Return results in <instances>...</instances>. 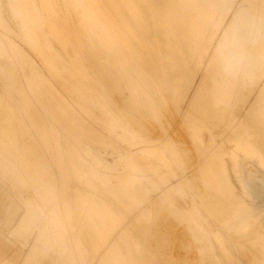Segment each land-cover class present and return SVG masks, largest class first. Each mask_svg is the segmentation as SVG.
<instances>
[{
    "label": "rangeland",
    "instance_id": "rangeland-1",
    "mask_svg": "<svg viewBox=\"0 0 264 264\" xmlns=\"http://www.w3.org/2000/svg\"><path fill=\"white\" fill-rule=\"evenodd\" d=\"M0 1H1L0 2L1 8L5 7L4 9L7 11V14H5L6 12L5 13L3 12L4 9H2L3 10L2 11L0 8V39L2 40L3 43H5L4 46H1V44H0V58L5 59V60L0 59V61L2 63V64L0 63V83H1V85L3 84L2 85L3 87H1V85H0V108H1L0 109V126L2 128V129H0V146H3L4 149H6L5 147L7 145L10 147V148L7 147V150L3 149L5 155H0V165L2 162V165H4L6 168L5 172L0 171V186H1V189H2V192L4 195L2 200H4L5 202L6 201L11 202V208H10L11 209L10 210L11 215L10 216H11L12 221H11L10 230L8 232V234H10L8 237V243L11 244L12 248L17 250V254H18V258H17L16 263H11V264H29V263L30 264H38L39 262L41 263V261L43 259L45 260V262L43 260V262H44L43 264H46L47 262L51 261V259H52V258H50L51 256H53L54 258L52 259V262L48 263V264H66V262H67V264H72V256H75L78 259H82L80 257H83L82 261H84V264H105V263L106 264L107 263L108 264H128V263L129 264H137L139 261L137 256H139V258L142 257V258H140L141 262L139 261L140 264H155L157 261H160V262H157L158 264H230V263L231 264H240V263H242L243 258L245 256L250 255V257L249 256L248 257L251 258V256L253 254H257V255H254L255 256V257H253L254 259L251 258V259H253V263L258 261L256 264H262L264 262V259H263L264 258V227H263V225H264V223H263V221H264V216H263L264 215V157L262 156V155H264L263 154L264 153V151H263V149H264V138L263 137L264 136L262 135V137H260L261 136L260 135L258 137L259 134L264 133V129H263L264 127L260 128L262 125L264 126V105L262 104V99L264 100V87H263L264 86L263 85L264 84L263 83L264 82V72H262V71H264V68H263L264 67V63H263L264 61L256 64L257 67L255 66L257 69L261 68L259 70L263 73V75H262L263 78L261 77V81L259 83L256 82V79L258 78L257 76H260L261 73L257 69L254 68V72L257 71V73H255L256 76L254 75L251 80H247L248 82H246L245 85L239 87L238 92L236 91L235 95L233 94L234 95V96H232L233 98H231L227 95H221L218 92H216V90L221 85L220 75L219 76H217V75L213 76L211 79H209L210 84H208V81H206L207 83H205V85L206 84H207V86L212 85V87L204 88L202 90V92H203L202 95L204 96V98H203V96L200 97V95L202 93L201 92L200 95L198 96L200 99L197 98V101L199 103L204 102L207 107L212 108L211 112H213L212 113L213 115L210 113L211 115L209 114L208 116L204 117L202 114L201 116H203V117H201L202 118L201 119L199 116L200 115V113H199L196 116L194 115L195 119H193L191 117L193 115H191V116L188 115L189 111L187 110V108L185 106L188 105L187 103L192 98L194 90L197 87L196 83L198 82V80H197L198 78H195L193 80V82L191 83L192 88L190 87L189 92H187L185 90L186 88H184V87L182 88L181 86H179L180 82L181 83L183 82L181 80L182 79L181 77H174V78H171V80H166V81L170 82V84H169V82H166V81L162 82L163 80L166 79L164 76H163V80H162L161 79L162 76L159 77V79H158L157 74H155V73L152 74L154 67L157 69V72H158V69H161V66H162V63L160 64V62L161 61H170L169 60L170 59V57H169L170 53L174 54L178 49L174 45H170V46L166 45V46H164V49L166 48L165 49L167 51L166 56L168 58L160 56L161 58L158 57L156 59L157 61L153 60L154 58H156V55H154L153 53H156V51H160V49L157 47V45L155 46L154 43H151L154 40V38L153 37L149 38V43L151 45L150 44L148 45V44L144 43L146 41L145 40L143 41V38L142 37L140 38V35H139V34H142V32L144 33V31H145L144 29L146 28L145 24L151 23V20H152L149 14H152L153 6L152 5L149 6V4H146L145 0H141V2H140V0H127V1H125L126 3L124 2V4H123V0H121V1L120 0H116V1L105 0V3L107 2L106 6L108 7V5H109L111 11L109 10V7H108V9L106 8V10H105L106 6H103L105 3H101V1L104 2V0H82L81 2L79 0H68V1L67 0H64V1L63 0H58V1L57 0H3L4 2L2 0H0ZM134 1H137V3H135ZM196 1L197 0H176L174 7H175L176 11H178V13H182V11H183L182 9L186 8L187 15L189 17L190 16L194 17V19H195V21H192L191 24H194L196 26H201V24H202L201 18H200L201 16H200L199 11L197 9V6H196L197 2ZM32 2L33 3L36 2V4L34 3L36 5V7L33 5ZM63 3H65V4H63ZM100 3L102 4V6ZM113 3H115L116 6H114ZM138 3H141V4H138ZM142 3L143 4L145 3L147 5V7L144 8L145 6L142 5ZM126 4L132 5L133 7L135 6V8H136L135 12L134 11L131 12L130 9L126 8V6H125ZM2 5H3V7H2ZM141 5L143 6L142 7L143 9H141V7H140ZM85 6H86V8H85ZM92 6H93V8H92ZM34 7L37 10H35ZM100 7H103V8H100ZM120 7H122V9H123L122 12H121L122 9ZM147 8H149V9H147ZM86 9H88V10H86ZM93 9H95V10H93ZM15 10L17 12H15ZM18 10H19V12H18ZM76 11H77V13H76ZM81 12H83V13H81ZM101 12H102V14H101ZM125 12L129 13V18H130L129 20L132 21V25H133L132 26L129 23L131 21H129L127 19L128 25H126L125 27L122 26L123 27L122 30H125V32L127 33V35L125 33L126 41L124 43L116 44V45L108 48L104 44V41L102 40L106 36V32H105L106 26H105L104 20H106L108 17H110L114 20L116 18L115 24H119V23H117V22H119L118 21L119 17L122 16ZM3 13H4V15H3ZM115 13H116V15H115ZM8 14L10 16V17H8L9 19L8 18H7L8 20L4 19L7 17L6 15H8ZM145 15H146V17H145ZM83 16L84 17L86 16L85 18H88V19H85ZM93 17H95V18H93ZM11 18H13V19H11ZM146 19H148L150 21H148ZM61 20H62V22H61ZM144 20H145V23H144ZM95 21H97V23H95ZM99 21H101L102 24ZM16 23H18V24H16ZM87 23H89V24H87ZM8 24H9V26H8ZM141 25H142V27H141ZM103 26H105V27H103ZM129 26H130V29H132V30L129 29ZM133 27H135L136 30H134L135 28H133ZM138 27L142 28V29L140 28L141 31H140V29H138ZM15 28L18 29L17 30L18 34L16 33ZM24 31H25V33H24ZM136 31L140 32V33H137ZM90 32H91V34H90ZM150 33L151 32L148 30L147 34H150ZM26 34H28V35H26ZM137 34L139 35L140 40H138ZM18 35H19V37H18ZM54 36H57V37H54ZM127 36H129V37H127ZM5 37H6V39H5ZM22 37H24V38H22ZM92 37L94 38V40L92 39ZM133 37H134V39H133ZM57 38L59 40L61 39L62 41L60 40V42H59V40ZM22 39H23V41H22ZM48 40H49V42H47ZM130 40L131 41L133 40L134 42H130ZM135 40H137L138 42L137 41L135 42ZM7 41L13 42V44L16 45L18 49H20L21 58L18 60V62H17L18 64L15 65L16 68L14 67V65H12V63H10V61L7 60V55L9 54L7 44H6ZM141 41H143V42H141ZM24 43H26V44H24ZM89 43H91L92 46ZM125 43L128 46H126ZM127 43H129V44H127ZM133 43H135V44H133ZM137 43H138V45H137L138 48L135 46ZM139 43L140 44L143 43L141 47H140ZM55 44H57V46ZM64 45H65V47H64ZM87 45H88V47H87ZM130 45L132 47L135 46L134 47L135 50H136V48L138 50L135 51L134 48L132 49V47ZM144 45H146V47ZM56 47H57V49H56ZM71 47H72V49H71ZM142 47H143V49H142ZM144 47H145V49H144ZM122 48H124V49H122ZM139 48H140V50H139ZM213 49H215V47H213ZM147 50H149L148 53H146ZM150 50H152V51H150ZM85 51H86V53H85L86 56L84 54ZM130 52L135 56L134 58ZM137 52L140 53V55L138 54L140 57L137 56V54H136ZM142 53H145L144 55H148V54L151 55L150 58L151 59L153 58L152 59L153 61L151 59H149V61H146V60H148V58H147V56H144ZM108 54L109 55L112 54L111 55L112 57L109 56ZM4 55H5V57H4ZM149 55H148V57H149ZM76 56H78V57H76ZM87 56H90L91 60L89 58H87ZM143 56L146 58H144ZM67 58H68V60H67ZM140 58H141V60H140ZM142 58L146 59V60L144 61V60H142ZM88 59H89V61L94 60V62L91 63V62L87 61ZM133 59H136L137 62ZM158 59H160V60H158ZM106 61H107V63H109V65L106 63ZM125 61H128V62H126L127 64H124ZM154 61H156V63ZM96 62L99 63V65L100 64L102 65V69L99 68V67H101V65L99 66L97 64H94ZM140 62L141 63H144V62L148 63L149 62L148 63L149 66H146V63L142 64L143 66L145 65L147 67V70L144 69L142 66L140 67V65H139ZM150 62H151V64H150ZM3 63H5V65L7 63V65L5 66ZM88 63H91V64H88ZM157 65H158V67H157ZM159 65H161V66H159ZM260 65H261V67H260ZM8 66H9V68H8ZM149 67L150 68L152 67L151 68L152 70H150ZM92 68L93 69L96 68V71L94 70L96 73L93 71ZM97 69H98V71H97ZM17 70H18V72H17ZM28 70H29V72H28ZM98 72H100L101 74L103 73L102 75H104V76H99ZM121 72H122V74H121ZM149 72H152L151 75ZM15 74H17V75H15ZM27 74H30V76H29L28 81H25L27 84L25 83L23 88H25L26 90H24L25 92L22 91V94L28 93L30 96V99H32V102L34 104H35V102L37 103L36 105H37L39 111H41V113H44L45 123H46L45 128H42L43 127L42 124L44 122L41 123L42 122L41 114L39 111H37L38 110L37 107L33 106L34 104L29 107L30 111L28 110L29 112H27V113H31V114H27L25 112L24 106L21 103L22 99L20 97L19 92H17L18 90L16 89L17 82H15V84H12L13 82H11V81H14L16 78H18V79H16L15 81H19V78L22 79L23 75H27ZM105 74H107V75H105ZM84 75L87 76L89 80L96 82L99 90L102 89L100 91L99 96H97V97L92 96L93 97L92 100L94 101L95 104H91L88 101L87 98L89 96V94H88L89 92H87L84 89V87L81 85V80H84V77H85ZM15 76H17V77L15 78ZM156 76H157V79H155ZM77 77H78V79H77ZM102 77L108 78V79H104V80H105V82H106V80H109V81H107L106 83L104 82V83L108 84V82L111 81L110 83L115 85L114 88H113V86H111L112 84H110V83H109L110 85H104ZM215 77L217 79H215ZM254 77H255V83L256 84L254 83ZM99 78H101L102 81ZM136 78H137V80L141 79L140 80L141 82L138 81V83H137ZM6 81L7 82L9 81V83H10L7 90L4 86L5 85L4 83ZM149 81H150V83H149ZM153 81L154 82L157 81V82L154 83ZM250 81H251V83H250ZM159 82H161V83L159 84ZM20 83H21V81H20ZM23 83H24V80H23ZM150 84L152 85V87L147 88V87L151 86ZM157 84H159L160 87H159V85L157 86ZM166 84H169V85H166ZM176 84L179 87L176 86ZM30 85H32V86H30ZM163 85H165V86H163ZM104 86H107V87H104ZM122 86H124V87L122 88ZM161 86H163L162 88L165 90V93L164 92L163 93L167 95V96L165 95L166 96L165 99L163 97V93H161L163 90V89H161ZM167 86H168V89H167ZM169 86H170V89H169ZM246 86H247V89H246ZM116 87H117V89H116ZM242 87L245 89H243ZM104 88H107V89L109 88V90L104 89ZM110 88H111V90L113 89V90H117V91H115V92L111 91ZM120 88L123 89L124 91L121 90ZM129 88L132 91H129L130 90ZM144 88L146 90L149 89V92H148L149 95L147 94V92ZM159 88L161 91L159 90ZM240 88L243 90H241ZM8 89H10V90L8 91ZM118 89H119V91L120 90L121 91L119 92ZM211 89H213V92ZM250 89H255V90H252V91H254V92H252V91H250ZM76 90L79 92H77ZM105 90L107 91L108 94L106 93ZM167 90H168V92H167ZM11 91H13V93ZM14 91H15L17 96H15ZM109 91H111V92H109ZM122 91L124 93L126 92L125 93V96L127 95L126 97H124V93ZM116 92H119L120 95ZM128 92L130 95L128 94ZM204 92H207V93H204ZM114 93L116 94L115 96H117V94H118V96L115 97ZM121 93H123V94H121ZM241 93H242V95H241ZM109 94H111L112 96H110ZM134 94L136 95V98H135ZM151 94H153L154 97L156 96L157 100H154L153 96H152L153 98H151ZM180 94H182V95L184 94V95L182 96ZM107 95L110 97L114 96L115 98H112L110 100V99H108ZM240 95H241V97H240ZM23 96H25V95H23ZM120 96L124 97L122 99H124L123 102H125V103H123L120 100V98H121ZM129 96L131 97V99H127ZM158 96H159V98L161 97L160 100L158 99ZM171 96L173 97V99H169V98H171ZM180 96H182L183 98ZM222 96H224V97H222ZM226 96H227V98H226ZM89 97H91V96H89ZM138 97H140V98H138ZM156 97H155V99H156ZM207 97H209V99H211V101H209ZM3 98L6 100H3ZM19 98H20V100H18ZM166 98L168 100H166ZM107 99L110 100L111 102L107 101ZM151 99H153V100H151ZM182 99H183L184 103H183ZM228 99H230V100H228ZM237 99L238 100L241 99V100L238 102ZM95 100H97V101L95 102ZM112 100H113V102H112ZM114 100H116L115 101L116 108L114 107L115 106ZM125 100L133 101L132 103H134V104H131L133 107L130 105L131 101L129 102V101H125ZM137 100H138V102H137ZM170 100L173 102H171ZM180 100H181V102H180ZM140 101H141V103H140ZM153 101H155V102L157 101L156 103H158V104H156ZM216 101H219V103H215ZM236 101L238 104L236 103ZM108 102H109V104H108ZM167 102H168V104H167ZM175 102L177 104L181 103L183 105L180 108L181 104L176 105ZM116 103L120 104L121 106H119ZM153 103L156 105H154ZM173 103L175 105V106L174 105L173 106L175 108H177V109H175V111H174V108L172 106ZM185 103H186V105H185ZM127 104H128V107L130 105V107H132V108H136V107H134V105L135 106L140 105V107H142V108L137 106V109L139 108L138 110H140L138 112L142 111L141 112L142 115L144 113H147V115L149 116V114H150L149 118L147 117L146 114H144V116H141L140 113L135 112L136 109H132V111H131V108L129 110H125V109H127L126 108ZM224 104L226 105V107H224L225 106ZM92 105H94V106H92ZM109 105H113V107L112 106L110 107ZM117 105L120 108L119 107L117 108ZM157 105L159 107H157ZM162 105H163V107H162ZM164 105H166L165 106L166 109L169 107L168 111H165L166 109H164L165 108ZM154 106H155V108L157 107L158 109L159 108L160 109L158 110L156 108V110H155L153 108ZM236 106H239V107L236 108ZM144 107H145V109L149 108V111L148 110L146 111L145 109H143ZM227 107H229V108H227ZM14 108H15V112H14ZM114 108H115L116 112L113 110ZM121 108H123V109H121ZM238 108H240V111L238 110ZM255 108H256V110H255ZM32 110H35V112L37 114L35 115V112L34 111L32 112ZM144 110H145V112H144ZM176 110L178 111V114L174 115V113L175 114L177 113ZM214 110L218 111V113H217L218 116L224 115L223 118L221 117L222 119H219L220 116L218 117L216 114H215V116H216L215 117L214 113H216V112ZM237 110L239 112H237ZM222 112H224V113L220 114ZM233 112H235V114ZM254 112L256 113V115L254 114ZM103 113H105V114H103ZM129 113H130V118H128ZM135 113H138L139 116H137V114H135ZM171 113H173L172 116H171ZM32 114H34V115H32ZM131 114L132 115L134 114V115L131 116ZM181 114H183V115H181ZM37 115H38V119L36 118ZM154 115L155 116L158 115V117H159V119H156L157 118V116H156V118H155L156 120H154L155 122L153 120H151ZM251 115H254L255 117L252 116V118H251L250 117ZM163 116L166 120H167V118H170V117L171 118L166 121L165 119H161V118H163ZM175 116H176V119H175ZM182 116H184V117H182ZM197 116L199 117V119ZM209 116L210 117L212 116L211 119L214 116V119H212L213 121L211 119H209V121L206 120V117H207V119L210 118ZM245 116H247V117L249 116L250 118L248 117V119H247ZM259 116L263 117V118H260ZM24 117H26V118H24ZM120 117H121V119H120ZM217 117H218L219 121L221 120V121L226 122V123L222 122L223 125H220L221 121L218 122V120L215 119ZM7 118H9V119H7ZM20 118H23V120ZM28 118H29V120H27ZM39 118H41V119H39ZM146 118L148 119V120H146L147 122L150 120L148 122V124L144 120ZM184 118H186V119H184ZM187 118L189 120L191 118L190 121H192V120H194V121L190 122ZM243 118H244V120H247V121H244ZM131 119L135 120L136 122L131 121ZM141 119L143 120L142 121L143 123L141 122ZM173 119L175 121H173ZM181 119H183V120H181ZM13 120H14V122H13ZM26 120L29 122H27ZM120 120H123V121H120ZM170 120L173 122H169ZM184 120H186V121H184ZM204 120H205V123H204ZM214 120L217 121V124L213 123V122H215ZM259 120H261L260 121L261 126H259L260 123H258L259 124L258 125L256 122V121L259 122ZM20 121L23 123L24 126L22 125V123ZM36 121L38 123L35 124ZM158 121L159 122L161 121V124ZM210 121H211V123L209 124ZM122 122H125V123H122ZM144 122H145V124H144ZM156 122H158L159 124ZM165 122H167V124ZM248 122L253 123V125H251ZM254 122L256 123V125H258V127L256 125H254L255 124ZM149 123H151V125ZM173 123H175V125ZM203 123H204V126L202 125ZM206 123L209 126L210 125L213 126L214 124L215 125L212 128L211 126L209 127L208 125H206ZM212 123H213V125H212ZM18 124H19L20 128H19ZM177 124H179V125L177 126ZM198 124H200V125H198ZM225 124H228L226 126L227 128L224 127ZM240 124H242L241 125L242 127L240 126ZM39 125L41 126L42 129L39 127ZM122 125H123V127H122ZM216 125L217 126L219 125V127H218L219 129L216 127ZM12 126L14 128H16V126H18L17 128L20 129V130L18 129L19 130L18 132L20 135H23V136H21L23 138L25 135L27 136L26 133L29 134L24 139H26L28 142L30 141L31 144L33 142V145H34L33 147H35L34 148L35 153L37 152L38 149H42V150H40V152H38L39 156L36 153L38 157L36 156V154H35V156L33 155V156H30L29 158H28V156H25L23 154L25 156V157H23L22 153H21V155L19 153V150H20L19 147H13V146H12L13 148L11 147V145L9 143H11L13 141V136H15L14 133L11 132V129L13 128ZM138 126L141 129H139ZM151 126H153V127H151ZM155 126L161 127V128H159L160 131L158 130V128L156 129ZM164 126H165V128H164ZM173 126H175V127H173ZM220 126H222L223 129H222V127L220 128ZM234 126H235V128H234ZM251 126H253V127H251ZM154 127H155L157 132L159 131L158 133H161V131H163L162 133H164L163 134L164 136L162 135V133H161V135L163 137L158 135L157 132L153 130ZM214 127H215V129H214ZM30 128L35 129V130L32 129L34 132L32 130H30ZM162 128H164V129H162ZM255 128H256V130L258 129L260 131H256ZM26 129H27V131H25ZM36 129H38V130H36ZM136 129H138L139 131ZM142 129H143V131H142ZM188 129L190 130V133H188ZM212 129H213V131H212ZM252 129H254V132L255 131L256 132L254 133ZM40 130H41V132H40ZM192 130H194L195 132ZM234 130H240V131H234ZM21 131H23L24 133ZM137 131L142 136H139V133ZM140 131H142L143 134L144 133L145 134L144 135L141 134ZM146 131L147 132L149 131L151 134L150 133L146 134ZM43 132H45V133H43ZM233 132H237V133H233ZM186 133L189 135H187ZM12 134H13V136H12ZM137 134H138V136H137ZM184 134H185V136H184ZM255 134L257 135L259 140H262L261 142H263V149H261L262 146L259 149L260 143H258L259 146L256 145L259 140ZM146 135L148 138L146 137ZM1 136L3 137L2 139H5L4 140L5 142L3 140H1ZM149 136H151V137H149ZM157 136H158V139H157ZM159 136L162 137L161 140L159 139L160 138ZM183 136H184V138H183ZM188 136H189V138H191V136H193V137L191 139H189ZM145 138H147V139H145ZM193 138H197V139H193ZM60 139H61V142H60ZM167 139H168V141H167ZM248 139H250V140H248ZM251 139L254 142L256 140H258V141L255 142L256 143L255 144ZM7 140H8L7 145H5V146L1 145V143L5 144L7 142ZM10 140H11V142H9ZM187 140H191L192 142L190 143ZM212 141H214L213 144H212ZM155 142H158V143H155ZM61 143L63 145H61ZM147 143H149V145H152L153 147L151 146L150 148H148L147 149V150H149L148 152L142 153L141 148L144 144H147ZM192 143H195V145ZM190 144H192L193 147ZM161 145H162V147H161ZM261 145H262V143H261ZM62 146H64V147H62ZM172 146H174V147H172ZM14 148H17L18 152H16V149L14 151ZM175 148L177 150H175ZM193 148H197V149H193ZM10 149L13 151H10ZM63 149H64V152H63ZM190 149H191V151H190ZM133 150H135V151H133ZM179 150H182V151H179ZM183 150H185V152H189V153H184ZM195 150L197 151V153L199 155H197V153H195L196 152ZM9 151L11 153H7ZM13 152H16L18 154H16L14 156V155H12ZM150 152H151V154H149ZM170 152H172V153H170ZM176 152H177V154H176ZM40 153H42V155L44 153V155H43L44 157L41 156ZM8 154H10V155H8ZM64 154H66V155H64ZM169 154L171 155V157ZM45 155H46V157H45ZM40 156H41V158H40ZM166 156H168V157H166ZM96 157L100 160V162L98 163L99 165H96V164L93 165V163L91 162ZM211 158H212V160H208ZM188 159H191V160L189 161ZM32 160H35L34 161L35 163L32 162ZM43 160H44V162L41 164V162ZM65 160H67L66 161L67 164L64 163ZM37 161H40V162H37ZM120 161H122V162H120ZM24 162L29 163V165L25 164V166H24ZM21 163H23V164H21ZM83 163H85V165ZM43 164L45 165L44 167H43ZM49 165H52V166H49ZM23 166L26 168H23ZM53 166L55 167L54 173L52 171ZM212 166H214V167H212ZM15 167H19L23 173H25V170H26L27 174L30 172L31 174L29 173V175L31 178L29 177V179H31V181H32V179L36 178L37 179V180H35L36 183L32 184L31 182L30 183L28 182V185L26 187L18 186L17 183H15L16 180L13 177H11V175H12L11 173L13 172ZM54 167H53V169H54ZM103 168H105L106 170ZM46 169H48V170H46ZM102 169L104 171H102ZM196 169H197V171H195ZM224 169H226V170H224ZM107 170L111 171V172H108ZM34 171H35V173H33ZM42 173L45 175H43ZM50 173H51V177L47 178L50 176ZM179 173H181V174H179ZM196 174H198V175H196ZM221 174H223V175H221ZM224 174H226V175H224ZM217 175H218V177H217ZM92 176H94L96 178H94V177L92 178ZM57 177H59V178H57ZM71 177H72V180H71ZM194 177H196L195 179L197 181L194 179ZM128 178L131 179V181L129 183H127L128 180H130ZM189 178H190V180H189ZM243 179L247 182V185H245L243 183ZM249 179H251V180H249ZM76 180H77V182H76ZM104 180H105V182H104ZM42 181H44V182H42ZM119 181H122L125 183L121 186L119 184ZM194 181H195V183H194ZM144 182H145V184H144ZM197 182L200 184H198ZM136 183L138 186L137 188H136ZM177 183H179V184L181 183L180 184L181 186L179 185V187H178L179 189L174 187V184H177ZM192 183H193V185H191ZM201 183H203V184H201ZM196 184L199 187H202V185H204L203 188H200V190H199L200 191L199 195L201 194V196H202V197L200 196L201 199L197 197L198 192H196V191H198L197 188L199 189V187H196ZM220 184H221V186H224L226 188H224V187H223L224 189L220 188L221 187ZM43 185L45 186V190H44ZM52 186H53V188H52ZM193 186L196 187L195 188L196 190L194 189ZM244 186H245V188H244ZM109 188H111V189H109ZM139 188H140V190H139ZM79 190L80 191L82 190L81 191L82 193H80ZM135 190L137 192L139 191L140 193L139 192L136 193ZM202 190L203 191L205 190L204 192H206V190H207L208 192L204 193V192H202ZM222 190L223 191L225 190L226 194H223ZM35 191H36V193H35ZM90 191H91V193H89ZM212 191H214V192L211 194ZM131 193H133V194H131ZM143 193L145 194V196ZM190 193H191V195H190ZM196 193H197V195H196ZM214 193L215 194L217 193V194L215 195ZM123 194L126 196H124ZM138 194H140V195H138ZM184 194H186V195H184ZM208 194H209V196L211 195L210 199L213 202V203L211 202V204L209 203L211 201L210 199L208 202V198H207V197H209ZM51 195H53V196L51 197ZM104 195H106V196H104ZM224 195L225 196L228 195L226 198H231L232 200L227 199L224 201V199H223V198H225ZM142 196H144V197H142ZM149 196H150V198H149ZM221 196H223L222 199H221ZM104 197H108V198H104ZM53 198L55 201L53 200ZM212 198L214 199V201ZM94 200H96V201H94ZM108 200L110 203L108 202ZM149 201L152 203V205ZM168 202H172V204L175 207L173 205H171V203H168ZM53 204L56 206V208ZM33 206H43L48 211V213L51 214L52 219L51 218L49 219V226H47V227L43 226V220H41V218H38L35 216V214H36L35 209L31 208ZM151 206H153V208H151ZM156 206L157 207L160 206L159 209ZM166 206L168 208L172 209V211H174V212L176 211L177 213L175 212V214H174V212H172L169 209L171 211V213L174 215V217H178V218H174L172 214H169L167 212L168 208ZM203 206H205V207H203ZM117 207H119V208H117ZM239 207H241V209ZM54 208H55V210H54ZM82 208H83V210H82ZM129 208H130V210H129ZM162 208L164 209V211ZM205 208L206 209L209 208V210L207 209L208 210L207 211ZM213 208L216 210H213ZM257 208H259V210ZM56 209H57V211H56ZM75 209L77 210L76 212H75ZM161 209H162V213L160 215L159 210H161ZM173 209H175V210H173ZM210 210H213L215 215L217 214L216 216H218V217L221 214V217H219L220 220L223 218V216H225V217L220 221L219 219L215 218V215L212 214L211 213L212 211L210 212ZM223 210H228V211H223ZM206 211L209 213H207ZM52 212L55 214L52 215ZM87 212H88V215H87ZM164 212H165V214H164ZM166 212L168 214V217H167ZM56 213L59 215H57ZM76 213L77 214L80 213V214L77 215ZM244 213H245V215H244ZM208 214H211L212 217H211V215H208ZM250 214H251V216L253 214V216H252L253 218L250 216ZM164 215H165V218H164ZM243 216H246V217H243ZM57 218H58V220H57ZM74 218H75V220H74ZM179 218H181V219H179ZM238 218H240L239 221H237ZM259 218H261V219H259ZM174 219H175V221H173ZM54 220H55V223H54ZM177 220H180L181 222L177 221ZM214 220H215V223H214ZM140 221L143 225L145 224L144 225L145 227L142 228L143 225L142 224L140 225ZM150 221H151V224H149ZM233 221H234V224H232ZM56 222L60 223V224H58L59 226L56 225L57 224ZM100 222H101V224H100ZM183 223H185V224H183ZM260 223L262 225H260ZM90 224H91V226H90ZM99 224H100V226H99ZM226 224L227 225L230 224V226H227ZM147 225H148V228L151 225L150 227L153 226L155 229L159 226L157 228L159 232L158 231L154 232L155 229L153 227H152V229L149 228V230L144 229V228H147L146 227ZM155 225H156V227H155ZM60 226H62V227H60ZM93 226H94V228H93ZM224 226H225V228L223 229L222 227H224ZM139 227H141V228H139ZM234 227H236V229ZM54 228H56V229H54ZM81 228H83V229H81ZM216 228H218V229H216ZM252 228H254V229H252ZM45 229H47V230L49 229V231H51L52 234H49L50 236L43 235L42 233L45 231ZM143 229L146 232L148 231L149 233H146L145 231H143ZM250 229H252V230L250 231ZM108 230H109V232H108ZM222 230H223V232L225 231L226 233L225 232L223 233ZM27 231H28V233H26ZM124 231H126L127 233ZM141 231H143V232L141 233ZM228 231H229V233H228ZM239 232H240V234H239ZM81 233H82V235H81ZM153 233L154 234L157 233L158 235L155 234L156 237L155 236L151 237L150 235H153ZM230 233H231V235H230ZM245 233H247V235ZM251 233H253V234H251ZM132 234H134V235H132ZM223 234H224L225 238L223 237ZM241 234H243V235H241ZM84 235H85V237H83ZM143 235L145 236L144 239H143ZM244 235H246L248 238H246V236H244ZM127 236H129V238ZM136 236L137 237L139 236V237L135 238ZM226 236L227 237L229 236V239L231 238V240H234V241H229V239ZM240 236H242V237H240ZM103 237H105V239L108 238L107 243L110 242V247L107 246V243H106V245H105L106 248L104 247V249H103L104 251L102 250L103 252H102L101 257H104L105 262H101L99 260V258H93L92 259L91 255H89L90 249H92L91 247H92L93 243L96 242V239H98V238L102 239ZM17 238L19 241L17 240ZM155 238H157V239L155 240ZM236 238H237V240H235ZM48 239L49 240L62 239V240H64V243H66V244L55 245L54 248L53 247H47V248L42 247L41 249L40 248L37 249L34 247V245H36V244H42L43 242H47ZM79 239L83 240L84 242L80 241ZM132 239H133V241H132ZM146 239L148 241H146ZM225 242H227V244ZM246 242H248V243H246ZM26 243H28V244H26ZM84 243H86V244H84ZM89 243L91 245H89ZM111 243L113 244L112 246H111ZM235 243H237V244H235ZM238 243H239V245H238ZM31 244H32V246H31ZM128 244L130 246H128ZM247 244L250 245V248L248 247L249 245H247ZM155 245H156V247H155ZM241 245L242 246L245 245V246L243 248H241V247H239ZM87 246H89V247L86 248ZM158 246H160V247L158 248ZM252 246H254V247L256 246V247L254 248ZM222 247H223V249H222ZM229 247H230V249H229ZM236 247L238 250L234 251V249H236ZM140 248L143 250V252H142V250H140ZM155 248H156V251H155ZM157 248L159 250H157ZM227 248L229 251L227 250ZM242 249L245 251L242 252ZM257 249H258V251H257ZM239 250H240V253L242 256L240 254L238 256ZM140 251H141V253H140ZM250 251H251V253H249ZM139 253H140V255H138ZM156 253H158V254H156ZM133 254L135 255L136 259H138V261H136V259L134 257H132V256H134ZM57 255L64 259V263H61V260L58 261V259L56 258ZM47 256H50V257H47ZM164 256H165V258H164ZM156 257H158L159 259ZM248 257H246V258H248ZM260 257H262V258H260ZM45 258H47V261ZM48 258L50 261L48 260ZM162 258H163V260H162ZM238 258H240V259H238ZM246 258H244V259H246ZM257 258H259V259H257ZM143 259L145 260L144 262H142ZM156 259H158V260H156ZM246 260H244V263L246 262ZM238 261L239 262L241 261V262L239 263ZM247 262H252V261H250V259H249ZM3 264H5V263H3ZM6 264H9V263H6ZM245 264H248V263H245ZM249 264H251V263H249Z\"/></svg>",
    "mask_w": 264,
    "mask_h": 264
},
{
    "label": "bare ground",
    "instance_id": "bare-ground-1",
    "mask_svg": "<svg viewBox=\"0 0 264 264\" xmlns=\"http://www.w3.org/2000/svg\"><path fill=\"white\" fill-rule=\"evenodd\" d=\"M3 1V0H2ZM58 1V0H57ZM64 1V0H63ZM68 1V0H67ZM80 2L82 1V0H79ZM78 1V2H79ZM113 1V0H112ZM114 1H116V0H114ZM121 1V0H120ZM125 1H127V0H123V4H124V2ZM146 2V4H149V6L150 5H152L153 6V12H152V14H149L150 15V17H151V23H146L145 25H146V28L144 29L145 31H144V33L142 32V34H139L140 35V38L142 37L143 38V41L145 40L146 42H144L145 44H150L149 43V38H151V37H153L154 38V42L152 41H150L151 43H154V45L156 46L157 45V47L160 49V51H156V53H153L154 55H156V58H152L153 60H156L158 57L159 58H161V57H167L166 55H167V51L164 49V46H166V45H174L178 50L173 54V53H170V61H161L160 62V64L162 63V66L161 65H159V66H161V69H158V72H157V69L155 68H153V73L152 72H149L150 73V75H151V73L152 74H157L158 75V79H159V77H161V79L163 80V76L166 78L165 80H163L162 82H164V81H166V80H171V78H174V77H181L182 79V83L180 82V85L179 86H181L182 88L184 87V88H186L185 90L187 91V92H189V88L191 87V83L193 82V80L195 79V78H198L197 80H198V82L196 83V85H197V87L195 88V90H194V93H193V95H192V98L190 99V101L187 103L188 105H186V103H185V107L187 108V110L189 111V116H191V115H193V116H191L193 119H195L194 118V115L196 116V115H198L199 113H200V118L201 117H205V116H208L210 113L212 114L213 112H211L212 111V108H210V107H207L206 105H205V103L203 102H198L197 101V98H199L198 96L200 95V93L202 92V90L204 89V88H206V87H212V85H210V86H207V84L205 85V83H207L206 81H208V84H210L209 83V79H211L213 76H219L220 75V79H221V85L219 86V88L216 90V92H218L219 94H221V95H227V96H229V97H231V98H233L232 96H234L235 95V92L237 91L238 92V88L239 87H241V86H243V85H245L246 84V82H248L247 80H251L252 78H253V76L255 75L256 76V74L255 73H257V71H255L254 72V68L255 69H257L256 67V64H258V63H261V62H263L264 61V0H197L196 2V6H197V9H198V11H199V14H200V18H201V22H202V24H201V26H196V25H194V24H191V22L192 21H195V19H194V17H189L188 15H187V10H186V8H183L182 10V13H178V11H176V9H175V7H174V4L176 3V0H145ZM1 2V1H0ZM4 2V1H3ZM11 2V1H10ZM13 2V1H12ZM55 2V1H54ZM75 2V1H74ZM135 3H137V1H134ZM140 2H141V0H140ZM33 3V2H32ZM35 4H36V2H34ZM33 3V5L36 7V5ZM59 3V2H58ZM76 3V2H75ZM94 3V2H93ZM98 3V2H97ZM101 3H105V0H104V2L103 1H101ZM100 3V4H101ZM107 3V2H106ZM104 4L103 6H106L107 4ZM126 3V2H125ZM143 4L142 3V5H144L145 7L144 8H146L147 7V5L146 4ZM1 4V3H0ZM3 4V3H2ZM6 4V3H5ZM63 4H65V3H63ZM72 4V3H71ZM78 4V3H77ZM114 4V6H116L115 5V3H113ZM112 4V5H113ZM138 4H141V3H138ZM195 4V3H194ZM50 5V4H49ZM55 5V4H54ZM86 5V4H85ZM95 5V4H94ZM119 5V4H118ZM140 6L141 7V9H143L142 7L143 6ZM14 6V5H13ZM51 6V5H50ZM53 6V5H52ZM82 6V5H81ZM88 6V5H87ZM101 6H102V4H101ZM126 6V8H128V9H130L131 10V12H135V10H136V8H135V6L133 7L132 5H129V4H126L125 5ZM148 6V7H149ZM2 7H3V5H2ZM34 7V8H35ZM80 7V6H79ZM108 7H109V5H108ZM108 7L106 6L105 7V10H106V8L108 9ZM177 7V6H176ZM0 8H1V6H0ZM5 8V7H4ZM4 8H1V10L2 9H4ZM14 8V7H13ZM59 8V7H58ZM81 8V7H80ZM85 8H86V6H85ZM88 8V7H87ZM92 8H93V6H92ZM95 8V7H94ZM100 8H103V7H100ZM121 9H122V7H120ZM11 9V8H10ZM15 9V8H14ZM20 9V8H19ZM72 9V8H71ZM147 9H149V8H147ZM152 9V8H151ZM35 10H37L36 8H35ZM64 10V9H63ZM75 10V9H74ZM78 10V9H77ZM81 10V9H80ZM86 10H88V9H86ZM93 10H95V9H93ZM103 10V9H102ZM101 10V11H102ZM109 10H110V7H109ZM108 10V11H109ZM120 10V9H119ZM118 10V11H119ZM3 11V10H2ZM90 11V10H89ZM111 11V10H110ZM109 11V12H110ZM113 11V10H112ZM123 11V9L121 10V12ZM125 11V10H124ZM141 11V10H140ZM145 11V10H144ZM147 11V10H146ZM5 14H7V11L4 9V11H3ZM9 12V11H8ZM15 12H17L16 10H15ZM18 12H19V10H18ZM26 12V11H25ZM38 12V11H37ZM66 12V11H65ZM80 12V11H79ZM85 12V11H84ZM87 12V11H86ZM105 12V11H104ZM4 13H3V15H4ZM57 13V12H56ZM73 13V12H72ZM71 13V14H72ZM76 13H77V11H76ZM81 13H83V12H81ZM92 13V12H91ZM90 13V14H91ZM113 13V12H112ZM139 13V12H138ZM142 13V12H141ZM144 13V12H143ZM151 13V12H150ZM88 14V13H87ZM101 14H102V12H101ZM146 14V13H145ZM148 14V13H147ZM2 15V14H1ZM12 15V14H11ZM66 15V14H65ZM73 15V14H72ZM75 15V14H74ZM92 15V14H91ZM100 15V14H99ZM114 15V14H113ZM112 15V16H113ZM115 15H116V13H115ZM114 15V16H115ZM7 17L6 18H4V19H7L8 17H10L9 16V14L8 15H6ZM15 16V15H14ZM87 16V15H86ZM85 16V17H86ZM109 16V15H108ZM107 16V17H108ZM13 17V16H12ZM41 17V16H40ZM63 17V16H62ZM79 17V16H78ZM84 17V16H83ZM84 17V18H85ZM89 17V16H88ZM142 17V16H141ZM145 17H146V15H145ZM144 17V18H145ZM2 18V17H1ZM15 18V17H14ZM18 18V17H17ZM32 18V17H31ZM75 18V17H74ZM73 18V19H74ZM93 18H95V17H93ZM101 18V17H100ZM135 18V17H134ZM9 19V18H8ZM7 19V20H8ZM11 19H13V18H11ZM41 19V18H40ZM85 19H88V18H85ZM99 19V18H98ZM130 19L129 18V13H124L122 16H120L119 17V22H117V23H119V24H115V20H116V18H115V20L114 19H112V18H110V17H108L106 20H104L105 21V26H106V36H105V38H103L102 40L104 41V44L108 47V48H110V47H112V46H114V45H116V44H121V43H124L125 41H126V35H127V33L125 32V30H122L123 29V27L122 26H126V25H128V20ZM17 20V19H16ZM75 20V19H74ZM146 20H148V19H146ZM13 21V20H12ZM41 21V20H40ZM71 21V20H70ZM88 21V20H87ZM93 21V20H92ZM102 21V20H101ZM101 21H99V22H101ZM129 21H131V20H129ZM136 21V20H135ZM148 21H150V20H148ZM18 22V21H17ZM61 22H62V20H61ZM75 22V21H74ZM103 22V21H102ZM102 22H101V24H102ZM142 22V21H141ZM4 23V22H3ZM2 23V24H3ZM8 23V22H7ZM26 23V22H25ZM71 23V22H70ZM95 23H97V21H95ZM131 25H132V21L131 22H129ZM143 23V22H142ZM144 23H145V20H144ZM15 24V23H14ZM16 24H18V23H16ZM80 24V23H79ZM82 24V23H81ZM87 24H89V23H87ZM86 24V25H87ZM5 25V24H4ZM96 25V24H95ZM137 25V24H136ZM135 25V26H136ZM139 25V24H138ZM144 25V26H145ZM8 26H9V24H8ZM16 26V25H15ZM105 26H103V27H105ZM133 26V25H132ZM83 27V26H82ZM98 27V26H97ZM122 27V28H121ZM141 27H142V25H141ZM140 27V28H141ZM17 28V27H16ZM15 28V30H16V33L18 34V32H17V30L18 29H16ZM74 28V27H73ZM84 28V27H83ZM99 28V27H98ZM133 28H135V27H133ZM139 27H138V29H140ZM117 29V30H116ZM129 29H130V26H129ZM142 29V28H141ZM141 29H140V31H141ZM75 30V29H74ZM78 30V29H77ZM95 30V29H94ZM100 30V29H99ZM130 30H132V29H130ZM134 30H136V28L134 29ZM148 30L151 32L150 34H147L148 33ZM69 31V30H68ZM82 31V30H81ZM138 31V30H137ZM136 31V32H137ZM143 31V30H142ZM66 32V31H65ZM87 32V31H86ZM94 32V31H93ZM135 32V31H134ZM133 32V33H134ZM15 33V34H16ZM24 33H25V31H24ZM68 33V32H67ZM125 33H126V35H125ZM137 33H140V32H137ZM8 34V33H7ZM60 34V33H59ZM90 34H91V32H90ZM102 34V33H101ZM23 35V34H22ZM26 35H28V34H26ZM48 35V34H47ZM68 35V34H67ZM85 35V34H84ZM138 35V34H137ZM139 35H138V40H140V38H139ZM24 36V35H23ZM51 36V35H50ZM49 36V37H50ZM60 36V35H59ZM79 36V35H78ZM97 36V35H96ZM17 37V36H16ZM18 37H19V35H18ZM52 37V36H51ZM54 37H57V36H54ZM87 37V36H86ZM127 37H129V36H127ZM135 37V36H134ZM134 37H133V39H134ZM8 38V37H7ZM22 38H24V37H22ZM62 38V37H61ZM78 38V37H77ZM97 38V37H96ZM131 38V37H130ZM152 38V39H153ZM5 39H6V37H5ZM50 39V38H49ZM58 39V38H57ZM92 39L94 40V38L92 37ZM59 40V39H58ZM61 40V39H60ZM60 40H59V42H60ZM151 40V39H150ZM22 41H23V39H22ZM52 41V40H51ZM62 41V40H61ZM88 41V40H87ZM99 41V40H98ZM137 40H135V42H136ZM143 41H141V42H143ZM34 42V41H33ZM47 42H49V40L47 41ZM56 42V41H55ZM89 42V41H88ZM130 42H134L133 40L131 41L130 40ZM138 42V41H137ZM140 42V43H141ZM64 43V42H63ZM99 43V42H98ZM139 43V44H140ZM0 44H1V46H4V44L5 43H3L2 42V40L0 39ZM7 48H8V51H9V54L7 55V60L8 61H10V63H12V65H14V67H15V65H17L18 63V60L21 58V55H20V49H18L17 48V46L16 45H14L13 44V42H11V41H7ZM24 44H26V43H24ZM35 44V43H34ZM53 44V43H52ZM90 45H91V43H89ZM127 44H129V43H127ZM131 44V43H130ZM133 44H135V43H133ZM143 44V43H142ZM142 44H140V47L142 46ZM28 45V44H27ZM26 45V46H27ZM32 45V44H31ZM56 46H57V44H55ZM77 45V44H76ZM95 45V44H94ZM125 45H126V43H125ZM137 45H138V43L135 45L136 47H137ZM151 45V44H150ZM92 46V45H91ZM90 46V47H91ZM126 46H128V45H126ZM131 46V45H130ZM134 46V47H135ZM145 47H146V45H144ZM154 46V47H155ZM51 47V46H50ZM64 47H65V45H64ZM87 47H88V45H87ZM96 47V46H95ZM123 47V46H122ZM132 47V46H131ZM134 47H132V49L134 48ZM145 47H144V49H145ZM161 47V48H160ZM213 47H215V49H213ZM138 48V47H137ZM136 48V50H138ZM149 48V47H148ZM46 49V48H45ZM48 49V48H47ZM55 49V48H54ZM56 49H57V47H56ZM71 49H72V47H71ZM84 49V48H83ZM113 49V48H112ZM115 49V48H114ZM122 49H124V48H122ZM142 49H143V47H142ZM169 49V48H168ZM52 50V49H51ZM59 50V49H58ZM74 50V49H73ZM72 50V51H73ZM88 50V49H87ZM131 50V49H130ZM134 50H135V48H134ZM135 50V51H136ZM139 50H140V48H139ZM170 50V49H169ZM56 51V50H55ZM116 51V50H115ZM144 51V50H143ZM148 51L149 50H147V52L146 53H148ZM150 51H152V50H150ZM59 52V51H58ZM80 52V51H79ZM145 52V51H144ZM2 53V52H1ZM25 53V52H24ZM86 53V51L84 52V54ZM90 53V52H89ZM131 53V52H130ZM151 53V52H150ZM169 53V52H168ZM60 54V53H59ZM64 54V53H63ZM96 54V53H95ZM132 54V53H131ZM137 54V56H139L140 55V53H136ZM139 54V55H138ZM143 55L145 54V53H142ZM61 55V54H60ZM105 55V54H104ZM109 55V54H108ZM112 55V54H111ZM111 55H109V56H111ZM119 55V54H118ZM149 55V54H148ZM148 55H144V56H147V58H148V60H146V59H143L142 58V60H146V61H149V59H151L150 58V56L151 55H149V57H148ZM2 56V55H1ZM62 56V55H61ZM85 56H86V54H85ZM93 56V55H92ZM132 56H133V58L135 57L133 54H132ZM143 56V57H144ZM161 56V57H160ZM4 57H5V55H4ZM60 57V56H59ZM65 57V56H64ZM76 57H78V56H76ZM105 57V56H104ZM112 57V56H111ZM119 57V56H118ZM140 57V56H139ZM153 57V56H152ZM155 57V56H154ZM87 58H89L90 60H91V58H90V56H87ZM97 58V57H96ZM114 58V57H113ZM122 58V57H121ZM144 58H146V57H144ZM168 58V57H167ZM0 59H3V60H5L4 58H0ZM89 59L87 60V61H89ZM151 59V60H152ZM67 60H68V58H67ZM82 60V59H81ZM93 60V59H92ZM106 60V59H105ZM113 60V59H112ZM133 60H135L136 61V59H133ZM140 60H141V58H140ZM152 60V61H153ZM158 60H160V59H158ZM56 61V60H55ZM61 61V60H60ZM83 61V60H82ZM97 61V60H96ZM157 61V60H156ZM156 61H154L155 63H156ZM7 62V61H6ZM58 62V61H57ZM68 62V61H67ZM89 62H94V60L93 61H89ZM126 62H128V61H125V63L124 64H127ZM137 62V61H136ZM143 62V61H142ZM0 63H1V61H0ZM59 63V62H58ZM64 63V62H63ZM91 63H88V64H91ZM106 63H107V61H106ZM144 63H146V62H144ZM144 63H141L140 62V67L142 66L144 69H146L147 70V67L146 66H149L148 65V63H146V68L142 65V64H144ZM264 63V62H263ZM2 64V63H1ZM4 65H5V63H3ZM9 64V63H8ZM81 64V63H80ZM94 64H97V65H99V63H94ZM103 64V63H102ZM108 65H109V63H107ZM150 64H151V62H150ZM6 65H7V63H6ZM5 65V66H6ZM55 65V64H54ZM66 65V64H65ZM69 65V64H68ZM101 65V64H100ZM99 65V66H100ZM115 65V64H114ZM153 65V64H152ZM156 65V64H155ZM2 66V65H1ZM21 66V65H20ZM83 66V65H82ZM98 66V67H99ZM116 66V65H115ZM256 66V67H255ZM70 67V66H69ZM93 67V66H92ZM157 67H158V65H157ZM260 67H261V65H260ZM263 67V66H262ZM7 68V67H6ZM8 68H9V66H8ZM16 68V67H15ZM73 68V67H72ZM99 68H101L102 69V65H101V67H99ZM104 68V67H103ZM130 68V67H129ZM132 68V67H131ZM150 68V67H149ZM152 68V67H151ZM150 68V70H152ZM264 68V67H263ZM18 69V68H17ZM83 69V68H82ZM93 69V68H92ZM110 69V68H109ZM115 69V68H114ZM121 69V68H120ZM119 69V70H120ZM126 69V68H125ZM261 69V68H260ZM260 69H257L258 71L260 70ZM9 70V69H8ZM15 70V69H14ZM22 70V69H21ZM26 70V69H25ZM74 70V69H73ZM96 71V68L95 69H93V71ZM145 70V71H146ZM149 70V69H148ZM11 71V70H10ZM16 71V70H15ZM27 71V70H26ZM32 71V70H31ZM84 71V70H83ZM92 71V70H91ZM94 71V72H95ZM97 71H98V69H97ZM17 72H18V70H17ZM28 72H29V70H28ZM260 73V76H257L258 78L256 79V82H260L261 81V77L263 78V73L262 72H264V71H259ZM21 73V72H20ZM23 73V72H22ZM73 73V72H72ZM96 73V72H95ZM99 74V76H104V75H102L100 72H98ZM133 73V72H132ZM13 74V73H12ZM39 74V73H38ZM71 74V73H70ZM83 74V73H82ZM121 74H122V72H121ZM139 74V73H138ZM148 74V73H147ZM11 75V74H10ZM15 75H17V74H15ZM20 75V74H19ZM34 75V74H33ZM74 75V74H73ZM90 75V74H89ZM105 75H107V74H105ZM133 75V74H132ZM146 75V74H145ZM149 75V74H148ZM147 75V76H148ZM6 76V75H5ZM14 76V75H13ZM29 76H30V74H27V75H23V78L21 79V78H19V81H15L16 79H18V78H16L17 76H15V80L14 81H11V82H13L12 84H15V82H17V86H16V89L18 90L17 92H19V94H20V97H21V103L23 104V106H24V110H25V112L27 113V112H29L30 110H29V107L31 106V105H33L34 103L32 102V99H30V96H29V94L28 93H26V94H22V91H24V90H26L25 88H23V86L25 85V81H28V79H29ZM76 76V75H75ZM85 76V75H84ZM97 76V75H96ZM98 76V77H99ZM144 76V75H143ZM19 77V76H18ZM71 77V76H70ZM94 77V76H93ZM97 77V78H98ZM135 77V76H134ZM2 78V77H1ZM4 78V77H3ZM74 78V77H73ZM103 78V83L105 82V80L104 79H108V78H104V77H102ZM121 78V77H120ZM7 79V78H6ZM77 79H78V77H77ZM101 81H102V79L101 78H99ZM148 79V78H147ZM155 79H157V76L155 77ZM214 79V78H213ZM212 79V80H213ZM215 79H217L216 77H215ZM2 80V79H1ZM23 80H24V83H23ZM80 80V79H79ZM135 80V79H134ZM136 80H137V78H136ZM141 80V79H140ZM140 80H137V83H138V81H140ZM150 80V79H149ZM154 80V79H153ZM20 81H21V83H20ZM107 81H109V80H106V82ZM151 81V80H150ZM150 81H149V83H150ZM159 81V80H158ZM216 81V80H215ZM253 81V80H252ZM263 81V80H262ZM34 82V81H33ZM105 82V83H106ZM111 82V81H110ZM110 82H108V84H105L104 83V85H110V84H112V83H110ZM123 82V81H122ZM141 82V81H140ZM144 82V81H143ZM152 82V81H151ZM154 82V81H153ZM157 82V81H156ZM156 82H154V83H156ZM166 82H169V81H166ZM212 82V81H211ZM218 82V81H217ZM3 83V82H2ZM110 83V84H109ZM161 82H159V84H160ZM177 83V82H176ZM250 83H251V81H250ZM254 83H255V77H254ZM257 83V84H258ZM264 83V82H263ZM5 85V88H6V90H7V88L9 87V81L7 82H5L4 83ZM27 84V83H26ZM33 84V83H32ZM124 84V83H123ZM159 84H157V86L159 85ZM164 84V83H163ZM169 84H170V82H169ZM169 84H166V85H169ZM215 84V83H214ZM253 84V83H252ZM256 84V83H255ZM254 84V85H255ZM0 85H1V83H0ZM3 85V84H2ZM1 85V87H3ZM81 85L84 87V89L87 91V92H89L88 94H89V96H91V97H89L88 96V101L91 103V104H95L94 103V101L92 100V96H95V97H97V96H99L100 95V91L102 90H99L98 89V87H97V84H96V82H94V81H92V80H89L88 79V77L87 76H85L84 77V80H81ZM132 85V84H131ZM134 85V84H133ZM137 85V84H136ZM144 85V84H143ZM151 85V84H150ZM149 85V86H150ZM155 85V84H154ZM175 85V84H174ZM248 85V84H247ZM264 85V84H263ZM30 86H32V85H30ZM111 86H113V88H114V86L115 85H111ZM145 86V85H144ZM148 86V85H147ZM163 86H165V85H163ZM163 86H161V89H163L162 87ZM176 86H178L177 84H176ZM175 86V87H176ZM178 86V87H179ZM214 86V85H213ZM253 86V85H252ZM262 86V85H261ZM78 87V86H77ZM82 87V88H83ZM104 87H107V86H104ZM110 87V86H109ZM124 86H122V88H123ZM152 87V85L150 86V87H147V88H151ZM159 87H160V85H159ZM172 87V86H171ZM264 87V86H263ZM23 88V89H22ZM177 88V87H176ZM192 88V87H191ZM193 88V89H194ZM243 88V87H242ZM259 88V87H258ZM4 89V88H3ZM104 89H107V88H104ZM116 89H117V87H116ZM121 89V88H120ZM130 89V88H129ZM134 89V88H133ZM145 89V88H144ZM167 89H168V86H167ZM169 89H170V86H169ZM241 89V88H240ZM243 89H245V88H243ZM243 89H241V90H243ZM246 89H247V86H246ZM261 89V88H260ZM10 89H8V91H9ZM12 90V89H11ZM83 90V89H82ZM107 90H109V88L107 89ZM110 90H111V88H110ZM121 90H123V89H121ZM120 90V91H121ZM146 90V89H145ZM154 90V89H153ZM159 90H160V88H159ZM164 90V89H163ZM162 90V92L161 93H165V90L163 91ZM208 90V89H207ZM212 90V92H213V89H211ZM252 90H255V89H250V91H252ZM77 91V90H76ZM106 91V90H105ZM111 91H117V90H111ZM111 91H109V92H111ZM118 91H119V89H118ZM119 91V92H120ZM124 91V90H123ZM122 91V92H123ZM129 91H132L131 89L129 90ZM152 91V90H151ZM150 91V92H151ZM155 91V90H154ZM161 91V90H160ZM205 91V90H204ZM240 91V90H239ZM246 91V90H245ZM248 91V90H247ZM12 93H13V91H11ZM25 92V91H24ZM77 92H79V91H77ZM84 92V91H83ZM119 92H116V93H118L119 95H120V93ZM136 92V91H135ZM146 92H147V94H148V92H149V89L148 90H146ZM167 92H168V90H167ZM166 92V93H167ZM208 92V91H207ZM207 92H204V93H207ZM244 92V91H243ZM252 92H254V91H252ZM106 93H107V91H106ZM113 93V92H112ZM111 93V94H112ZM124 93V92H123ZM123 93H121V94H123ZM126 93V92H125ZM125 93H124V97H126L125 96ZM133 93V92H132ZM159 93V92H158ZM163 93V97H164V99H165V97L167 96L166 94H164ZM172 93V92H171ZM185 93V92H184ZM248 93V92H247ZM14 94H15V96H17L16 95V93H15V91H14ZM108 94V93H107ZM111 94H109L110 96H112ZM118 94H117V96H118ZM128 94H129V92H128ZM143 94V93H142ZM170 94V93H169ZM203 94V92L201 93V95H200V97L201 96H203L202 95ZM234 94V95H233ZM239 94V93H238ZM249 94V93H248ZM3 95V94H2ZM6 95V94H5ZM23 95H25V96H23ZM81 95V94H80ZM116 94L114 93V96H115ZM130 95V94H129ZM135 95V94H134ZM149 95V94H148ZM155 95V94H154ZM166 95V96H165ZM171 95V94H170ZM180 95H182V94H180ZM184 95V94H183ZM182 95V96H183ZM208 95V94H207ZM206 95V96H207ZM217 95V94H216ZM241 95H242V93H241ZM241 95H240V97H241ZM106 96V95H105ZM108 96V95H107ZM110 96H108V99H112V98H115V97H117V96H113V97H110ZM153 96V94H151V98H153L152 97ZM173 96V95H172ZM171 96V98H169V99H173V97ZM182 96H180V97H182ZM209 96V95H208ZM211 96V95H210ZM213 96V95H212ZM218 96V95H217ZM227 96H226V98H227ZM246 96V95H245ZM19 97V96H18ZM82 97V96H81ZM121 98H120V100L123 102V100L124 99H122V98H124V97H122V96H120ZM145 97V96H144ZM143 97V98H144ZM156 97V96H155ZM155 97L153 98L154 100H157V97H156V99H155ZM162 97V98H163ZM170 97V96H169ZM177 97V96H176ZM222 97H224V96H222ZM228 97V98H229ZM244 97V96H243ZM107 98V97H106ZM119 98V97H118ZM135 98H136V95H135ZM138 98H140V97H138ZM142 98V99H143ZM150 98V97H149ZM161 98V97H160ZM160 98H159V96H158V99L160 100ZM168 98V97H167ZM166 98V100H168ZM183 98V97H182ZM203 98H204V96H203ZM208 98V100L209 101H211V99H209V97H207ZM245 98V97H244ZM107 99V101H109V102H111L110 100H108ZM117 99V98H116ZM126 99V98H125ZM127 99H131V97L129 96ZM153 99H151V100H153ZM186 99V98H185ZM200 99V98H199ZM3 100H6V99H4L3 98ZM18 100H20V98L18 99ZM133 100V99H132ZM139 100V99H138ZM138 100H137V102H138ZM204 100V99H203ZM215 100V99H214ZM227 100V99H226ZM228 100H230V99H228ZM238 100V99H237ZM241 100V99H240ZM240 100H238V102L240 101ZM243 100V99H242ZM15 101V100H14ZM83 101V100H82ZM97 100H95V102H96ZM106 101V102H107ZM115 101L116 100H114V105H115ZM125 101H131V100H125ZM171 101V100H170ZM169 101V102H170ZM182 101H183V99H182ZM102 102V101H101ZM109 102H108V104H109ZM112 102H113V100H112ZM133 101H131L130 102V105L131 104H134V103H132ZM153 102H155V101H153ZM157 102V101H156ZM155 102V103H156ZM162 102V101H161ZM171 102H173V101H171ZM179 102V101H178ZM180 102H181V100H180ZM242 102V101H241ZM244 102V101H243ZM261 102V101H260ZM123 103H125V102H123ZM122 103V104H123ZM127 103V102H126ZM140 103H141V101H140ZM176 103V102H175ZM183 103H184V101H183ZM210 103V102H209ZM215 103H219V101H216ZM236 103H237V101H236ZM17 104V103H16ZM37 103L35 102V104L33 105L34 107H37V105H36ZM101 104V103H100ZM116 104H118V103H116ZM136 104V103H135ZM139 104V103H138ZM154 104V103H153ZM156 104H158V103H156ZM156 104H154V105H156ZM160 104V103H159ZM163 104V103H162ZM167 104H168V102H167ZM170 104V103H169ZM178 104H181V103H178ZM177 103H176V105H178ZM221 104V103H220ZM227 104V103H226ZM238 104V103H237ZM252 104V103H251ZM262 104L264 105V100L262 99ZM105 105V104H104ZM119 106H121L120 104H118ZM117 105V108L119 107ZM130 105H129V107H128V104L126 105L127 107V109H125V110H129L130 108H131V111H132V109H136V111L135 112H138V111H140V110H138L137 109V106H139L140 107V105H134V107H136V108H132V107H130ZM148 105V104H147ZM171 105V104H170ZM174 105V103L172 104V106ZM183 104H181L180 105V108H181V106H182ZM215 105V104H214ZM225 105V104H224ZM14 106V105H13ZM92 106H94V105H92ZM96 106V105H95ZM110 107L112 106L113 107V105H109ZM124 106V105H123ZM144 106V105H143ZM166 105H164V107H165ZM169 106V105H168ZM167 106V107H168ZM175 106V105H174ZM173 106V108H174V111H175V109H177V108H175ZM210 106V105H209ZM230 106V105H229ZM235 106V105H234ZM257 106V105H256ZM97 107V106H96ZM115 108H116V105L114 106ZM125 107V106H124ZM123 107V108H124ZM157 107H159L158 105H157ZM156 107V108H157ZM162 107H163V105H162ZM177 107V106H176ZM179 107V106H178ZM224 107H226V105L224 106ZM237 107H239V106H236V108ZM245 107V106H244ZM4 108V107H3ZM115 108L113 109L114 111H115ZM120 108V107H119ZM123 108H121V109H123ZM140 108H142V107H140ZM155 110H156V108H155V106L153 107ZM169 108V107H168ZM168 108L166 109V107L164 108V109H166L165 111H168ZM171 108V107H170ZM227 108H229V107H227ZM1 109V108H0ZM19 109V108H18ZM37 109H38V107H37ZM99 109V108H98ZM111 109V108H110ZM143 109H145V107L143 108ZM142 109V110H143ZM153 109V110H154ZM158 109V108H157ZM160 109V108H159ZM158 109V110H159ZM185 109V108H184ZM22 110V109H21ZM29 110V111H28ZM146 111L148 110L149 111V108L148 109H145ZM145 110H144V112H145ZM154 110V111H155ZM226 110V109H225ZM238 110L240 111V108H238ZM237 110V112H239ZM242 110V109H241ZM255 110H256V108H255ZM23 111V110H22ZM35 112V110H32V112ZM37 111H39V109L37 110ZM152 111V110H151ZM177 111V110H176ZM180 111V110H179ZM183 111V110H182ZM216 113H214V116H215V114L217 115V113H218V111H216V110H214ZM253 111V110H252ZM14 112H15V108H14ZM40 112V114H41V118H42V122L41 123H43L42 124V128H45L46 127V123H45V116H44V113H41V111H39ZM103 112V111H102ZM111 112V111H110ZM116 112V111H115ZM128 112V111H127ZM142 112V111H141ZM141 112H138V113H140L141 114V116H144V114H146L147 115V113H144L143 115H142V113ZM236 112V111H235ZM235 112H233L234 114H235ZM246 112V111H245ZM260 112V111H259ZM17 113V112H16ZM15 113V114H16ZM21 113V112H20ZM23 113V112H22ZM108 113V112H107ZM132 113V112H131ZM138 113H135V114H137V116H139V114ZM153 113V112H152ZM184 113V112H183ZM196 113V114H195ZM224 112H222V113H220V114H223ZM24 114V113H23ZM27 114H31V113H27ZM37 113L35 112V115H36ZM103 114H105V113H103ZM109 114V113H108ZM168 114V113H167ZM178 114V111H177V113L175 114L174 113V115H177ZM203 114V116H201ZM210 114V115H211ZM237 114V113H236ZM239 114V113H238ZM246 114V113H245ZM251 114V113H250ZM254 114L256 115V113L254 112ZM32 115H34V114H32ZM134 115V114H133ZM132 114H131V116H133ZM173 115V113H171V116ZM181 115H183V114H181ZM186 115V114H185ZM184 115V116H185ZM213 115V114H212ZM233 115V114H232ZM258 115V114H257ZM24 116V115H23ZM22 116V117H23ZM31 116V115H30ZM29 116V117H30ZM109 116V115H108ZM127 116V115H126ZM136 116V117H137ZM149 116H150V114H149ZM149 116L147 115V117L149 118ZM155 116V115H154ZM153 116V118L151 119V120H156V119H159V117H158V115H156L157 116V118H156V116L154 117ZM165 116V115H164ZM164 116H163V118H161V119H165L164 118ZM168 116V115H167ZM184 116H182V117H184ZM214 116H213V118L212 119H214ZM218 116V115H217ZM220 116V115H219ZM218 116V117H219ZM223 116L224 115H221L220 117H219V119H222L223 118ZM239 116V115H238ZM252 116H254V115H251L250 117L252 118ZM7 117V116H6ZM13 117V116H12ZM32 117V116H31ZM40 117V116H39ZM111 117V116H110ZM122 117V116H121ZM121 117H120V119H121ZM161 117V116H160ZM169 117V116H168ZM188 117V116H187ZM198 117V116H197ZM210 117V116H209ZM212 117V116H211ZM211 117L210 118H208L207 119V117H206V120H208L209 121V119H211ZM216 117V116H215ZM218 117L217 118H215V119H217L218 120V122H220L219 121V119H218ZM222 117V118H221ZM237 117V116H236ZM235 117V118H236ZM247 119H248V117L247 116H245ZM249 117V118H250ZM255 117V116H254ZM260 117V116H259ZM19 118V117H18ZM17 118V119H18ZM24 118H26V117H24ZM33 118V117H32ZM37 119H38V115H37V117H36ZM41 118H39V119H41ZM128 118H130V113H129V117ZM143 118V117H142ZM145 118V117H144ZM156 118V119H155ZM171 118V117H170ZM170 118H167V120L168 119H170ZM189 118V117H188ZM187 118V119H188ZM245 118V119H246ZM258 118V117H257ZM260 118H263V117H260ZM7 119H9V118H7ZM20 119H22L23 120V118H20ZM36 119V120H37ZM105 119V118H104ZM107 119V118H106ZM114 119V118H113ZM135 119V118H134ZM175 119H176V116H175ZM184 119H186V118H184ZM198 119H199V117H198ZM202 119V118H201ZM204 119V118H203ZM211 119V120H212ZM225 119V118H224ZM223 119V120H224ZM254 119V118H253ZM27 120H29V118L27 119ZM26 120V121H27ZM112 120V119H111ZM139 120V119H138ZM145 120V122H147L146 120H148L147 118L146 119H144ZM166 120V119H165ZM164 120V121H165ZM166 120V121H167ZM181 120H183V119H181ZM189 120V119H188ZM187 120V121H188ZM190 120H191V118H190ZM189 120V121H190ZM243 120H244V118H243ZM242 120V121H243ZM258 120V119H257ZM38 121V120H37ZM35 122V124L36 123H38V122ZM120 121H123V120H120ZM131 121H135V120H132L131 119ZM143 120L141 119V122H142ZM150 121V120H149ZM148 121V122H149ZM173 121H175L174 119H173ZM173 121H169V122H173ZM180 121V120H179ZM184 121H186V120H184ZM192 121H194V120H192ZM192 121H190V122H192ZM207 121V122H208ZM213 121V120H212ZM215 122H213V123H215V124H217V121L216 120H214ZM231 121V120H230ZM229 121V122H230ZM244 121H247V120H244ZM243 121V122H244ZM260 121L261 120H259V122L258 121H256L257 122V124L258 123H260ZM13 122H14V120H13ZM12 122V123H13ZM21 122V121H20ZM24 122V121H23ZM27 122H29V121H27ZM78 122V121H77ZM136 122V121H135ZM140 122V121H139ZM145 122H144V124H145ZM148 122H147V124H148ZM155 122V121H154ZM153 122V123H154ZM159 122V121H158ZM158 122H156V123H158ZM168 122V123H169ZM181 122V121H180ZM183 122V121H182ZM203 122V121H202ZM223 121H221V124L220 125H223V123H226V122H223ZM236 122V121H235ZM251 122V121H250ZM250 122H248V123H250ZM19 123V122H18ZM22 123V122H21ZM122 123H125V122H122ZM138 123V122H137ZM143 123V122H142ZM160 124H161V121L159 122ZM158 123V124H159ZM166 124H167V122H165ZM185 123V122H184ZM204 123H205V120H204ZM204 123L202 124L203 126H204ZM211 123V121L209 122V124ZM213 123H212V125H213ZM234 123V122H233ZM255 123V122H254ZM27 124V123H26ZM31 124V123H30ZM136 124V123H135ZM150 125H151V123H149ZM163 124V123H162ZM171 124V123H170ZM174 125H175V123H173ZM186 124V123H185ZM214 124V125H215ZM251 125H253V123H250ZM22 125H23V123H22ZM78 125V124H77ZM137 125V124H136ZM135 125V126H136ZM139 125V124H138ZM149 125V126H150ZM157 125V124H156ZM164 125V124H163ZM169 125V124H168ZM167 125V126H168ZM179 124H177V126H178ZM198 125H200V124H198ZM206 125H208L207 123H206ZM213 125V126H214ZM228 124H225V126L224 127H226ZM232 125V124H231ZM234 125V124H233ZM242 124H240V126H241ZM254 125H256V123L254 124ZM259 125V124H258ZM258 125H256L257 127H258ZM18 126H19V124H18ZM18 126H16V128H14L13 126V128L11 129V132L12 133H14V135L15 136H13V134H12V136H13V141L11 142V140L9 141V142H11V143H9L10 145H11V147L13 146V147H19V153H20V155H21V153H22V155L24 154L25 156H28V158L30 157V156H35V154L37 153L38 154V156H39V153L38 152H40V150H42V149H38L37 150V152L35 153V147H33L34 145H33V142H32V144L30 143V141L28 142L26 139H24L25 137H27L29 134L28 133H26L27 134V136L25 135L24 136V138L23 137H21V136H23V135H20L19 134V128H20V126H19V128H17ZM24 126V125H23ZM159 126V125H158ZM192 126V125H191ZM194 126V125H193ZM209 126V125H208ZM207 126V127H208ZM211 126V125H210ZM209 126V127H210ZM213 126H211L212 128H213ZM230 126V125H229ZM237 126V125H236ZM259 126H261V123H260V125ZM11 127V126H10ZM39 127L41 128V126L39 125ZM81 127V126H80ZM122 127H123V125H122ZM133 127V126H132ZM139 127V126H138ZM151 127H153V126H151ZM156 127V126H155ZM155 127L153 128V130L154 131H156V129L158 128V130H159V128H161V127H156V129H155ZM169 127V126H168ZM173 127H175V126H173ZM188 127V126H187ZM202 127V126H201ZM208 127V128H209ZM216 127L218 128L219 127V125L217 126L216 125ZM222 126H220V128H221ZM242 127V126H241ZM246 127V126H245ZM248 127V126H247ZM251 127H253V126H251ZM256 127V128H257ZM262 127H264L263 125L260 127V128H262ZM9 128V127H8ZM7 128V129H8ZM41 128V129H42ZM164 128H165V126H164ZM164 128H162V129H164ZM227 128V127H226ZM233 128V127H232ZM234 128H235V126H234ZM240 128V127H239ZM256 128H255V130H256ZM259 128V129H260ZM0 129H2L1 128V126H0ZM17 129V130H16ZM19 129V130H18ZM33 128H30V130H32ZM47 129V128H46ZM45 129V130H46ZM117 129V128H116ZM124 129V128H123ZM139 129H141L140 127H139ZM191 129V128H190ZM198 129V128H197ZM211 129V128H210ZM214 129H215V127H214ZM219 129V128H218ZM222 129H223V127H222ZM249 129V128H248ZM264 129V128H263ZM262 129V130H263ZM9 130V129H8ZM29 130V131H30ZM33 130H35V129H33ZM32 130V131H33ZM36 130H38V129H36ZM115 130V129H114ZM131 130V129H130ZM136 130H138V129H136ZM148 130V129H147ZM217 130V129H216ZM226 130V129H225ZM253 130V132H254V129H252ZM261 130V131H262ZM6 131V130H5ZM4 131V132H5ZM25 131H27V129L25 130ZM31 131V132H32ZM61 131V130H60ZM116 131V130H115ZM123 131V130H122ZM127 131V130H126ZM139 131V130H138ZM137 131V132H138ZM142 131H143V129H142ZM142 131H140L141 132V134H143V132ZM151 131V130H150ZM160 131V130H159ZM158 131V132H159ZM165 131V130H164ZM192 131H194V130H192ZM199 131V130H198ZM212 131H213V129H212ZM221 131V130H220ZM219 131V132H220ZM228 131V130H227ZM234 131H240V130H234ZM256 131H260V130H256ZM255 131V132H256ZM9 132V131H8ZM21 132H23V131H21ZM34 132V131H33ZM32 132V133H33ZM40 132H41V130H40ZM131 132V131H130ZM136 132V131H135ZM157 132V131H156ZM157 132V134L158 135H160V136H162L164 133H162L163 131H161V133H162V135H161V133H158ZM195 132V131H194ZM222 132V131H221ZM230 132V131H229ZM228 132V133H229ZM250 132V131H249ZM254 132V133H255ZM10 133V132H9ZM24 133V132H23ZM30 133V132H29ZM43 133H45V132H43ZM126 133V132H125ZM139 133V132H138ZM147 133H150L149 131L147 132L146 131V134ZM188 133H190V130L188 129ZM225 133V132H224ZM223 133V134H224ZM232 133V132H231ZM233 133H237V132H233ZM252 133V132H251ZM6 134V133H5ZM22 134V133H21ZM47 134V133H46ZM119 134V133H118ZM117 134V135H118ZM145 134V133H144ZM143 134V135H144ZM151 134V133H150ZM149 134V135H150ZM187 134V133H186ZM209 134V133H208ZM212 134V133H211ZM210 134V135H211ZM230 134V133H229ZM239 134V133H238ZM259 134V133H258ZM11 135V134H10ZM187 135H189V134H187ZM256 135V134H255ZM261 135V136H260ZM262 135L264 136V133L263 134H259L258 135V137L260 136V137H262ZM9 136V135H8ZM7 136V137H8ZM61 136V135H60ZM127 136V135H126ZM137 136H138V134H137ZM139 136H142V135H140V133H139ZM159 136V137H160ZM164 136V135H163ZM162 136V137H163ZM180 136V135H179ZM184 136H185V134H184ZM184 136H183V138H184ZM196 136V135H195ZM11 137V136H10ZM15 137V138H14ZM122 137V136H121ZM128 137V136H127ZM145 137V136H144ZM143 137V138H144ZM146 137H147V135H146ZM149 137H151V136H149ZM153 137V136H152ZM162 137H160L159 139L161 140V138ZM166 137V136H165ZM193 136H191V138H192ZM247 137V136H246ZM256 137H257V135H256ZM255 137V138H256ZM257 137V138H258ZM3 137L1 136V140H5V139H2ZM63 138V137H62ZM148 138V137H147ZM147 138H145V139H147ZM188 138H189V136H188ZM191 138H189V139H191ZM254 138V137H253ZM256 138V139H257ZM264 138V137H263ZM262 138V139H263ZM7 139V138H6ZM12 139V138H11ZM35 139V138H34ZM68 139V138H67ZM157 139H158V136H157ZM193 139H197V138H193ZM9 140V139H8ZM8 140H7V142L5 143V144H2L1 143V145H7V143H8ZM29 140V139H28ZM33 140V139H32ZM139 140V139H138ZM164 140V139H163ZM184 140V139H183ZM235 140V139H234ZM248 140H250V139H248ZM252 140V139H251ZM255 140V139H254ZM258 140H259V138H258ZM258 140H256L255 142H257ZM2 141V142H3ZM63 141V140H62ZM132 141V140H131ZM158 141V140H157ZM167 141H168V139H167ZM166 141V142H167ZM185 141V140H184ZM187 141H189L190 143L192 142L191 140H187ZM194 141V140H193ZM253 141V140H252ZM262 140H259L258 142H257V144L256 145H258V143H260V146H259V149L261 148V146H262V148L261 149H263V142H261ZM5 142V141H4ZM3 142V143H4ZM37 142V141H36ZM35 142V143H36ZM60 142H61V139H60ZM64 142V141H63ZM70 142V141H69ZM68 142V143H69ZM128 142V141H127ZM213 142L214 141H212V144H213ZM250 142V141H249ZM134 143V142H133ZM150 143V142H149ZM149 143H147V144H144L143 146H142V148H141V151H142V153H146V152H148L149 150H147L148 148H150L152 145H149ZM155 143H158V142H155ZM160 143V142H159ZM196 143V142H195ZM195 143H192V144H194L195 145ZM198 143V142H197ZM240 143V142H239ZM248 143V142H247ZM253 143V144H254ZM261 143H262V145H261ZM66 144V143H65ZM70 144V143H69ZM68 144V145H69ZM152 144V143H151ZM192 144H190V145H192ZM250 144V143H249ZM38 145V144H37ZM61 145H63L62 143H61ZM129 145V144H128ZM136 145V144H135ZM155 145V144H154ZM36 146V145H35ZM39 146V145H38ZM37 146V147H38ZM159 146V145H158ZM7 147L8 148H10L8 145L5 147L6 149H4V147L3 146H0V155H5L4 154V150H7ZM12 147V148H13ZM62 147H64V146H62ZM139 147V146H138ZM137 147V148H138ZM153 147V146H152ZM161 147H162V145H161ZM165 147V146H164ZM172 147H174V146H172ZM192 147H193V145H192ZM11 148V149H12ZM69 148V147H68ZM171 148V147H170ZM200 148V147H199ZM4 149V150H3ZM10 149V151H13V150H11ZM15 149H16V152H18L17 150V148H14V151H15ZM134 149V148H133ZM136 149V148H135ZM161 149V148H160ZM193 149H197V148H193ZM209 149V148H208ZM9 150V149H8ZM171 150V149H170ZM175 150H177L176 148H175ZM189 150V149H188ZM187 150V151H188ZM253 150V149H252ZM7 152V153H11V152ZM129 151V150H128ZM133 151H135V150H133ZM163 151V150H162ZM179 151H182V150H179ZM184 151V153H189V152H185V150H183ZM190 151H191V149H190ZM196 151V150H195ZM258 151V150H257ZM263 151H264V149H263ZM16 152H13L12 153V155H16V154H18V153H16ZM44 152V151H43ZM63 152H64V149H63ZM166 152V151H165ZM164 152V153H165ZM168 152V151H167ZM199 152V151H198ZM262 152V151H261ZM6 153V154H7ZM93 153V152H92ZM163 153V152H162ZM170 153H172V152H170ZM195 153H197V151L195 152ZM37 154H36V156H37ZM41 154V156H43L44 155V153H43V155H42V153H40ZM71 154V153H70ZM94 154V153H93ZM149 154H151V152L149 153ZM168 154V153H167ZM176 154H177V152H176ZM264 154V153H263ZM8 155H10V154H8ZM23 155V157H25ZM64 155H66V154H64ZM63 155V156H64ZM154 155V154H153ZM152 155V156H153ZM170 155V154H169ZM197 155H199L198 153H197ZM230 155V154H229ZM37 156V157H38ZM41 156H40V158H41ZM232 156V155H231ZM263 157H264V155H262ZM36 157V158H37ZM44 157V156H43ZM45 157H46V155H45ZM101 157V156H100ZM99 157V158H100ZM166 157H168V156H166ZM170 157H171V155H170ZM174 157V156H173ZM189 157V156H188ZM27 158V157H26ZM105 158V157H104ZM34 159V158H33ZM48 159V158H47ZM120 159V158H119ZM29 160V159H28ZM40 160V159H39ZM46 160V159H45ZM64 160V159H63ZM102 160V159H101ZM189 161L191 160V159H188ZM208 160H212V158L211 159H208ZM207 160V161H208ZM35 160H32V162H34ZM66 161L67 160H65V162L64 163H66ZM221 161V160H220ZM10 162V161H9ZM12 162V161H11ZM14 162V161H13ZM37 162H40V161H37ZM44 162V160L41 162V164ZM92 163H93V165H99L98 163L100 162V160L96 157L95 159H93L92 161H91ZM120 162H122V161H120ZM126 162V161H125ZM209 162V161H208ZM218 162V161H217ZM216 162V163H217ZM7 163V162H6ZM35 163V162H34ZM49 163V162H48ZM75 163V162H74ZM212 163V162H211ZM210 163V164H211ZM215 163V162H214ZM21 164H23V163H21ZM25 164H28L29 165V163H26V162H24V166H25ZM45 164V163H44ZM43 164V167L45 166ZM47 164V163H46ZM52 164V163H51ZM67 164V163H66ZM65 164V165H66ZM84 165H85V163H83ZM129 164V163H128ZM27 165V166H28ZM38 165V164H37ZM36 165V166H37ZM127 165V164H126ZM125 165V166H126ZM219 165V164H218ZM217 165V166H218ZM23 166V168H26V167H24ZM35 166V167H36ZM39 166V165H38ZM49 166H52V165H49ZM67 166V165H66ZM82 166V165H81ZM89 166V165H88ZM189 166V165H188ZM11 167V166H10ZM9 167V168H10ZM20 167V166H19ZM19 167H15V169L13 170V172L11 173L12 175H11V177H13L15 180H16V182L15 183H17V185L18 186H20V187H26L27 185H28V182L30 183H32V184H34V183H36V181L35 180H37L36 178H34V179H32V181H31V179H29V177H30V175H29V173L27 174L26 173V170H25V173H23L21 170H20V168ZM32 167V166H31ZM34 167V168H35ZM48 167V166H47ZM46 167V168H47ZM54 167V166H53ZM53 167H52V171H53V173H54V170H55V167H54V169H53ZM85 167V166H84ZM98 167V166H97ZM131 167V166H130ZM129 167V168H130ZM211 167V166H210ZM212 167H214V166H212ZM223 167V166H222ZM12 168V167H11ZM87 168V167H86ZM246 168V167H245ZM36 169V168H35ZM103 169H105V168H103ZM102 169V171H104ZM116 169V168H115ZM188 169V168H187ZM190 169V168H189ZM46 170H48V169H46ZM86 170V169H85ZM84 170V171H85ZM106 170V169H105ZM216 170V169H215ZM224 170H226V169H224ZM232 170V169H231ZM0 171L1 172H5L6 171V168H5V166L4 165H2V162H1V165H0ZM11 171V170H10ZM9 171V172H10ZM31 171V170H30ZM36 171V170H35ZM35 171L33 172V173H35ZM70 171V170H69ZM79 171V170H78ZM91 171V170H90ZM108 171V170H107ZM195 171H197V169L195 170ZM108 172H111V171H108ZM169 172V171H168ZM216 172V171H215ZM218 172V171H217ZM47 173V172H46ZM49 173V172H48ZM99 173V172H98ZM178 173V172H177ZM247 173V172H246ZM31 174V173H30ZM43 174V173H42ZM80 174V173H79ZM171 174V173H170ZM179 174H181V173H179ZM201 174V173H200ZM219 174V173H218ZM249 174V173H248ZM33 175V174H32ZM36 175V174H35ZM39 175V174H38ZM43 175H45V174H43ZM55 175V174H54ZM86 175V174H85ZM98 175V174H97ZM96 175V176H97ZM196 175H198V174H196ZM221 175H223V174H221ZM220 175V176H221ZM224 175H226V174H224ZM72 176V175H71ZM141 176V175H140ZM139 176V177H140ZM172 176V175H171ZM219 176V177H220ZM51 177V173H50V176L49 177H47V178H50ZM94 176H92V178H93ZM103 177V176H102ZM138 177V178H139ZM142 177V176H141ZM200 177V176H199ZM217 177H218V175H217ZM31 178V177H30ZM45 178V177H44ZM57 178H59V177H57ZM94 178H96V177H94ZM101 178V177H100ZM134 178V177H133ZM173 178V177H172ZM178 178V177H177ZM196 177H194V179H195ZM226 178V177H225ZM55 179V178H54ZM128 179H130V178H128ZM140 179V178H139ZM30 180V181H29ZM56 180V179H55ZM71 180H72V177H71ZM75 180V179H74ZM97 180V179H96ZM109 180V179H108ZM107 180V181H108ZM124 180V179H123ZM126 180V179H125ZM189 180H190V178H189ZM196 180V179H195ZM222 180V179H221ZM241 180V179H240ZM249 180H251V179H249ZM59 181V180H58ZM102 181V180H101ZM111 181V180H110ZM115 181V180H114ZM118 181V180H117ZM131 181V179L130 180H128V182L127 183H129ZM145 181V180H144ZM197 181V180H196ZM200 181V180H199ZM42 182H44V181H42ZM47 182V181H46ZM76 182H77V180H76ZM79 182V181H78ZM95 182V181H94ZM104 182H105V180H104ZM133 182V181H132ZM183 182V181H182ZM202 182V181H201ZM125 182H122V181H119V184L122 186L123 184H124ZM147 183V182H146ZM194 183H195V181H194ZM198 183V182H197ZM220 183V182H219ZM243 183L245 184V185H247V182L243 179ZM118 184V185H119ZM131 184V183H130ZM144 184H145V182H144ZM143 184V185H144ZM181 184V183H180ZM179 183H177V184H174V187L175 188H178L179 187V185H180ZM190 184V183H189ZM198 184H200V183H198ZM201 184H203V183H201ZM224 184V183H223ZM253 184V183H252ZM55 185V184H54ZM82 185V184H81ZM98 185V184H97ZM191 185H193V183L191 184ZM17 186V187H18ZM44 186V185H43ZM74 186V185H73ZM132 186V185H131ZM151 186V185H150ZM153 186V185H152ZM181 186V185H180ZM201 186V185H200ZM203 186L204 185H202V187H199V186H197V184H196V187H199V189L197 188V190L198 191H196V192H198V195H197V193H196V195H197V197L198 198H200V196H201V194L199 195V193H200V188H203ZM220 186H221V184H220ZM226 186V185H225ZM16 187V188H17ZM76 187V186H75ZM93 187V186H92ZM138 186H137V183H136V188H137ZM194 187V186H193ZM192 187V188H193ZM196 187H194V189L196 188ZM206 187V186H205ZM224 186H221L220 188H223ZM39 188V187H38ZM42 188V187H41ZM52 188H53V186H52ZM102 188V187H101ZM123 188V187H122ZM141 188V187H140ZM140 188H139V190H140ZM146 188V187H145ZM152 188V187H151ZM224 188H226V187H224ZM223 188V189H224ZM244 188H245V186H244ZM37 189V188H36ZM50 189V188H49ZM77 189V188H76ZM96 189V188H95ZM109 189H111V188H109ZM124 189V188H123ZM179 189V188H178ZM181 189V188H180ZM207 189V188H206ZM230 189V188H229ZM35 190V189H34ZM44 190H45V186H44ZM51 190V189H50ZM54 190V189H53ZM118 190V189H117ZM122 190V189H121ZM120 190V191H121ZM186 190V189H185ZM196 190V189H195ZM226 190V189H225ZM225 190L223 191V194H226V192H225ZM228 190V189H227ZM17 191V190H16ZM39 191V190H38ZM55 191V190H54ZM80 191V190H79ZM82 191V190H81ZM80 191V193H82ZM133 191V190H132ZM205 191V190H204ZM203 190H202V192H204ZM33 192V191H32ZM50 192V191H49ZM116 192V191H115ZM135 192L136 193H138L136 190H135ZM142 192V191H141ZM206 192H208L207 190H206ZM206 192H204V193H206ZM214 191H212L211 192V194L213 193ZM225 192V193H224ZM35 193H36V191H35ZM89 193H91V191L89 192ZM98 193V192H97ZM128 193V192H127ZM134 193V192H133ZM133 193H131V194H133ZM135 193V194H136ZM140 193V192H139ZM149 193V192H148ZM182 193V192H181ZM49 194V193H48ZM117 194V193H116ZM126 194V193H125ZM130 194V195H131ZM144 194V193H143ZM147 194V193H146ZM159 194V193H158ZM189 194V193H188ZM203 194V193H202ZM215 194V193H214ZM217 194V193H216ZM215 194V195H216ZM228 194V193H227ZM38 195V194H37ZM40 195V194H39ZM55 195V194H54ZM57 195V194H56ZM97 195V194H96ZM120 195V194H119ZM124 195V194H123ZM137 195V194H136ZM138 195H140V194H138ZM142 195V194H141ZM163 195V194H162ZM184 195H186V194H184ZM190 195H191V193H190ZM204 195V194H203ZM206 195V194H205ZM230 195V194H229ZM244 195V194H243ZM44 196V195H43ZM42 196V197H43ZM53 195H51V197H52ZM104 196H106V195H104ZM124 196H126V195H124ZM133 196V195H132ZM144 196H145V194H144ZM144 196H142V197H144ZM153 196V195H152ZM189 196V195H188ZM208 196H209V194H208ZM211 196V195H210ZM210 196L209 197H207L208 198V202H209V199H210ZM225 196V195H224ZM228 196V195H227ZM227 196H225V198L227 197ZM252 196V195H251ZM41 197V196H40ZM99 197V196H98ZM121 197V196H120ZM136 197V196H135ZM134 197V198H135ZM187 197V196H186ZM202 197V196H201ZM206 197V196H205ZM204 197V198H205ZM38 198V197H37ZM45 198V197H44ZM58 198V197H57ZM100 198V197H99ZM104 198H108V197H104ZM139 198V197H138ZM149 198H150V196H149ZM190 198V197H189ZM223 198V196H221V199ZM223 198L224 199V201L225 200H227V199H230V200H232L231 198ZM233 198V197H232ZM32 199V198H31ZM43 199V198H42ZM52 199V198H51ZM91 199V198H90ZM94 199V198H93ZM92 199V200H93ZM110 199V198H109ZM136 199V198H135ZM158 199V198H157ZM201 199V198H200ZM203 199V198H202ZM213 199V198H212ZM220 199V198H219ZM220 199V200H221ZM47 200V199H46ZM53 200H54V198H53ZM52 200V201H53ZM106 200V199H105ZM104 200V201H105ZM112 200V199H111ZM142 200V199H141ZM140 200V201H141ZM211 200V199H210ZM219 200V201H220ZM23 201V200H22ZM43 201V200H42ZM50 201V200H49ZM55 201V200H54ZM94 201H96V200H94ZM124 201V200H123ZM127 201V200H126ZM129 201V200H128ZM151 201V200H150ZM149 201V202H150ZM158 201V200H157ZM202 201V200H201ZM213 201H214V199H213ZM229 201V200H228ZM98 202V201H97ZM108 202H109V200H108ZM122 202V201H121ZM133 202V201H132ZM152 202V201H151ZM150 202V203H151ZM156 202V201H155ZM200 202V201H199ZM211 202H212V200L209 202L210 204H211ZM223 202V201H222ZM45 203V202H44ZM60 203V202H59ZM110 203V202H109ZM113 203V202H112ZM111 203V204H112ZM168 203H171V205H173L172 204V202H168ZM205 203V202H204ZM213 203V202H212ZM225 203V202H224ZM57 204V203H56ZM93 204V203H92ZM156 204V203H155ZM215 204V203H214ZM54 205V204H53ZM85 205V204H84ZM100 205V204H99ZM114 205V204H113ZM139 205V204H138ZM151 205H152V203H151ZM154 205V204H153ZM158 205V204H157ZM161 205V204H160ZM213 205V204H212ZM222 205V204H221ZM238 205V204H237ZM55 206V205H54ZM59 206V205H58ZM86 206V205H85ZM94 206V205H93ZM116 206V205H115ZM130 206V205H129ZM128 206V207H129ZM165 206V205H164ZM174 206V205H173ZM207 206V205H206ZM82 207V206H81ZM125 207V206H124ZM157 207V206H156ZM160 207V206H159ZM159 207H157L158 209H159ZM167 207V206H166ZM175 207V206H174ZM203 207H205V206H203ZM208 207V206H207ZM211 207V206H210ZM209 207V208H210ZM213 207V206H212ZM31 208H34L35 209V216L36 217H38V218H41V220H43V226L44 227H47V226H49V219L51 218V214L50 213H48V211L43 207V206H33V207H31ZM55 208H56V206H55ZM55 208H54V210H55ZM60 208V207H59ZM117 208H119V207H117ZM139 208V207H138ZM151 208H153V206H151ZM156 208V209H157ZM168 208V207H167ZM166 208V209H167ZM209 208H207L208 210H209ZM216 208V207H215ZM218 208V207H217ZM229 208V207H228ZM240 209H241V207H239ZM250 208V207H249ZM256 208V207H255ZM24 209V208H23ZM163 209V208H162ZM162 209L161 210H159V212H160V215H161V213H162ZM165 209V210H166ZM170 208H168V210H167V212L169 213V214H172L171 213V211H172V209H170ZM206 209V208H205ZM206 209V210H207ZM237 209V208H236ZM252 209V208H251ZM258 210H259V208H257ZM25 210V209H24ZM79 210V209H78ZM82 210H83V208H82ZM129 210H130V208H129ZM152 210V209H151ZM173 210H175V209H173ZM197 210V209H196ZM207 210V211H208ZM213 210H216V209H214L213 208ZM213 210H210V212L212 213V214H214L215 215V213L213 212ZM56 211H57V209H56ZM77 210L75 209V212H76ZM85 211V210H84ZM99 211V210H98ZM122 211V210H121ZM157 211V210H156ZM155 211V212H156ZM163 211H164V209H163ZM206 211V212H207ZM218 211V210H217ZM223 211H228V210H223ZM252 211V210H251ZM25 212V211H24ZM81 212V211H80ZM83 212V211H82ZM86 212V211H85ZM152 212V211H151ZM167 212H166V214H167ZM172 212H174V211H172ZM176 212V211H175ZM175 212H174V214H175ZM220 212V211H219ZM101 213V212H100ZM177 213V212H176ZM181 213V212H180ZM199 213V212H198ZM207 213H209V212H207ZM206 213V214H207ZM218 213V212H217ZM221 213V212H220ZM228 213V212H227ZM53 214H55V213H53L52 212V215ZM57 214V213H56ZM77 214V213H76ZM75 214V215H76ZM80 213H78L77 215H79ZM84 214V213H83ZM91 214V213H90ZM148 214V213H147ZM153 214V213H152ZM157 214V213H156ZM164 214H165V212H164ZM204 214V213H203ZM247 214V213H246ZM57 215H59V214H57ZM76 215V216H77ZM87 215H88V212H87ZM173 215V214H172ZM171 215V216H172ZM179 215V214H178ZM185 215V214H184ZM200 215V214H199ZM208 215H211V214H208ZM213 215V216H214ZM217 215V214H216ZM215 215V218L216 219H219L220 220V218L219 217H221V214H220V216L218 217V216H216ZM219 215V214H218ZM229 215V214H228ZM244 215H245V213H244ZM261 215V214H260ZM81 216V215H80ZM90 216V215H89ZM92 216V215H91ZM170 216V217H171ZM176 216V215H175ZM242 216V215H241ZM247 216V215H246ZM246 216H243V217H246ZM250 216H251V214H250ZM252 216H253V214H252ZM251 216V217H252ZM264 216V215H263ZM82 217V216H81ZM142 217V216H141ZM160 217V216H159ZM167 217H168V214H167ZM169 217V218H170ZM173 217H174V215H173ZM211 217H212V215H211ZM210 217V218H211ZM218 217V218H217ZM225 216H223V218H224ZM228 217V216H227ZM248 217V216H247ZM60 218V217H59ZM164 218H165V215H164ZM174 218H178V217H174ZM214 218V219H215ZM222 218V219H223ZM253 218V217H252ZM52 219V218H51ZM97 219V218H96ZM107 219V218H106ZM137 219V218H136ZM152 219V218H151ZM179 219H181V218H179ZM221 219V220H222ZM239 219L240 218H238V220L237 221H239ZM259 219H261V218H259ZM57 220H58V218H57ZM74 220H75V218H74ZM73 220V221H74ZM99 220V219H98ZM103 220V219H102ZM134 220V219H133ZM146 220V219H145ZM169 220V219H168ZM213 220V219H212ZM220 220V221H221ZM246 220V219H245ZM16 221V220H15ZM53 221V220H52ZM79 221V220H78ZM104 221V220H103ZM102 221V222H103ZM126 221V220H125ZM147 221V220H146ZM152 221V220H151ZM151 221H150V223L149 224H151ZM173 221H175V219L173 220ZM177 221H180V220H177ZM211 221V220H210ZM218 221V220H217ZM260 221V220H259ZM58 222V221H57ZM56 222V223H57ZM60 222V221H59ZM89 222V221H88ZM93 222V221H92ZM130 222V221H129ZM135 222V221H134ZM181 222V221H180ZM258 222V221H257ZM54 223H55V220H54ZM69 223V222H68ZM82 223V222H81ZM80 223V224H81ZM175 223V222H174ZM173 223V224H174ZM214 223H215V220H214ZM225 223V222H224ZM230 223V222H229ZM237 223V222H236ZM262 223V222H261ZM260 223V225H262ZM263 223H264V221H263ZM15 224V223H14ZM21 224V223H20ZM42 224V223H41ZM58 224H60V223H57L56 225H58ZM76 224V223H75ZM93 224V223H92ZM98 224V223H97ZM100 224H101V222H100ZM100 224H99V226H100ZM135 224V223H134ZM142 223H141V221H140V225H141ZM148 224V225H149ZM153 224V223H152ZM157 224V223H156ZM183 224H185V223H183ZM232 224H234V221H233V223ZM231 224V225H232ZM39 225V224H38ZM53 225V224H52ZM82 225V224H81ZM116 225V224H115ZM114 225V226H115ZM143 225V224H142ZM145 225V224H144ZM142 226V228L143 227H145V226ZM148 225L146 226L147 228H148ZM189 225V224H188ZM192 225V224H191ZM217 225V224H216ZM227 225V224H226ZM225 225V226H226ZM59 226V225H58ZM80 226V225H79ZM90 226H91V224H90ZM117 226V225H116ZM151 226V225H150ZM149 226V228H151L152 229V227H150ZM215 226V225H214ZM221 226V225H220ZM225 226L224 227H222L223 229L225 228ZM227 226H230V224H228ZM237 226V225H236ZM257 226V225H256ZM28 227V226H27ZM42 227V226H41ZM60 227H62V226H60ZM98 227V226H97ZM119 227V226H118ZM155 227H156V225H155ZM159 227V226H158ZM157 227V228H158ZM190 227V226H189ZM193 227V226H192ZM191 227V228H192ZM218 227V226H217ZM233 227V226H232ZM239 227V226H238ZM249 227V226H248ZM254 227V226H253ZM261 227V226H260ZM263 227H264V225H263ZM93 228H94V226H93ZM96 228V227H95ZM100 228V227H99ZM139 228H141V227H139ZM138 228V229H139ZM147 228H144V229H146V230H149V228L147 229ZM154 228V227H153ZM156 228V229H157ZM178 228V227H177ZM235 229H236V227H234ZM257 228V227H256ZM54 229H56V228H54ZM63 229V228H62ZM76 229V228H75ZM81 229H83V228H81ZM86 229V228H85ZM137 229V230H138ZM143 229V231H145ZM155 229V228H154ZM154 230V232L155 231H158V229L157 230ZM216 229H218V228H216ZM240 229V228H239ZM238 229V230H239ZM252 229H254V228H252ZM252 229H250V231L252 230ZM262 229V228H261ZM26 230V229H25ZM30 230V229H29ZM28 230V231H29ZM64 230V229H63ZM78 230V229H77ZM136 230V231H137ZM142 230V229H141ZM227 230V229H226ZM28 231L26 232V233H28ZM41 231V230H40ZM117 231V230H116ZM131 231V230H130ZM143 231H141V233L143 232ZM152 231V230H151ZM245 231V230H244ZM243 231V232H244ZM249 231V230H248ZM249 231V232H250ZM255 231V230H254ZM258 231V230H257ZM42 232V231H41ZM40 232V233H41ZM85 232V231H84ZM108 232H109V230H108ZM124 232H126V231H124ZM146 232V231H145ZM159 232V231H158ZM222 232H223V230H222ZM225 232V231H224ZM223 232V233H224ZM231 232V231H230ZM115 233V232H114ZM127 233V232H126ZM139 233V232H138ZM146 233H149L148 231L146 232ZM179 233V232H178ZM226 233V232H225ZM228 233H229V231H228ZM248 233V232H247ZM247 233H245L246 235H247ZM43 235H45V236H50L49 234H52V232L51 231H49V229L47 230V229H45V231L42 233ZM89 234V233H88ZM117 234V233H116ZM145 234V233H144ZM152 234V233H151ZM155 234H157V233H155ZM154 233H153V235H150L151 237L153 236H155L156 237V235H155ZM219 234V233H218ZM238 234V233H237ZM239 234H240V232H239ZM251 234H253V233H251ZM9 235L10 234H8V237H9ZM81 235H82V233H81ZM111 235V234H110ZM123 235V234H122ZM132 235H134V234H132ZM147 235V234H146ZM158 235V234H157ZM164 235V234H163ZM174 235V234H173ZM184 235V234H183ZM228 235V234H227ZM230 235H231V233H230ZM241 235H243V234H241ZM246 235H244V236H246ZM255 235V234H254ZM80 236V235H79ZM78 236V237H79ZM90 236V235H89ZM140 236V235H139ZM138 236V237H139ZM259 236V235H258ZM53 237V236H52ZM62 237V236H61ZM77 237V238H78ZM82 237V236H81ZM83 237H85V235L83 236ZM109 237V236H108ZM128 238H129V236H127ZM131 237V236H130ZM134 237V236H133ZM137 236L135 237V238H138ZM144 235H143V239H144ZM148 237V236H147ZM223 237H224V234H223ZM227 237V236H226ZM240 237H242V236H240ZM55 238V237H54ZM63 238V237H62ZM80 238V237H79ZM158 238V237H157ZM157 238H155V240L157 239ZM219 238V237H218ZM225 238V237H224ZM228 239H229V236L227 237ZM246 238H248L247 236H246ZM253 238V237H252ZM81 239V238H80ZM79 239V240H80ZM142 239V240H143ZM148 239V238H147ZM146 239V241H148ZM160 239V238H159ZM254 239V238H253ZM252 239V240H253ZM17 240H18V238H17ZM16 240V241H17ZM106 240V241H105ZM107 240H108V238L107 239H105V237H103L102 239L101 238H98V239H96V242L95 243H93V245H92V249H90V254L89 255H91V257H92V259L93 258H99V260L101 261V262H105V260H104V257H101L102 256V252L104 251L103 249H104V247L106 248V243H107ZM141 240V239H140ZM189 240V239H188ZM224 240V239H223ZM235 240H237V238L235 239ZM241 240V239H240ZM251 240V241H252ZM19 241V240H18ZM80 241H83V240H80ZM132 241H133V239H132ZM139 241V240H138ZM199 241V240H198ZM225 241V240H224ZM227 241V240H226ZM229 241H234V240H231V238L229 239ZM228 241V242H229ZM239 241V240H238ZM256 241V240H255ZM84 242V241H83ZM93 242V241H92ZM113 242V241H112ZM137 242V241H136ZM140 242V241H139ZM145 242V241H144ZM250 242V241H249ZM70 243V242H69ZM115 243V242H114ZM159 243V242H158ZM226 244H227V242H225ZM244 243V242H243ZM246 243H248V242H246ZM245 243V244H246ZM26 244H28V243H26ZM64 244H66V243H64V240H62V239H54V240H47V242H43L42 244H36V245H34V247L35 248H47V247H55V245H64ZM84 244H86V243H84ZM193 244V243H192ZM229 244V243H228ZM235 244H237V243H235ZM89 245H91L90 243H89ZM113 244L111 243V246H112ZM116 245V244H115ZM141 245V244H140ZM222 245V244H221ZM238 245H239V243H238ZM247 245H249V244H247ZM31 246H32V244H31ZM84 246V245H83ZM86 246V245H85ZM107 246H109L110 247V242H108L107 243ZM128 246H130L129 244H128ZM132 246V245H131ZM229 246V245H228ZM231 246V245H230ZM245 246V245H244ZM244 246H239V247H241V248H243ZM80 247V246H79ZM89 246H87L86 248H88ZM141 247V246H140ZM146 247V246H145ZM155 247H156V245H155ZM160 246H158V248H159ZM196 247V246H195ZM249 248H250V245L248 246ZM252 247H254V246H252ZM256 247V246H255ZM254 247V248H255ZM25 248V247H24ZM85 248V247H84ZM142 248V247H141ZM140 248V250H142ZM157 248V250H159ZM185 248V247H184ZM232 248V247H231ZM240 248V249H241ZM52 249V248H51ZM222 249H223V247H222ZM229 249H230V247H229ZM234 249V248H233ZM245 249V248H244ZM247 249V248H246ZM259 249V248H258ZM258 249H257V251H258ZM24 250V249H23ZM103 250V251H102ZM131 250V249H130ZM129 250V251H130ZM134 250V249H133ZM227 250H228V248H227ZM235 250H238L237 249V247H236V249H234V251ZM46 251V250H45ZM44 251V252H45ZM155 251H156V248H155ZM223 251V250H222ZM229 251V250H228ZM233 251V252H234ZM243 251H245V250H243L242 249V252ZM47 252V251H46ZM71 252V251H70ZM139 252V251H138ZM142 252H143V250H142ZM194 252V251H193ZM140 253H141V251H140ZM140 253L138 254V255H140ZM231 253V252H230ZM229 253V254H230ZM248 253V252H247ZM249 253H251V251L249 252ZM104 254V253H103ZM156 254H158V253H156ZM161 254V253H160ZM225 254V253H224ZM233 254V253H232ZM231 254V255H232ZM237 254V253H236ZM239 254L241 255V253H240V250H239V253H238V256H239ZM46 255V254H45ZM49 255V254H48ZM51 255V254H50ZM73 255V254H72ZM105 255V254H104ZM132 255V254H131ZM134 255V254H133ZM142 255V254H141ZM192 255V254H191ZM244 255V254H243ZM254 255H257V254H253L252 256H251V258H253V257H255ZM129 256V255H128ZM137 256V255H136ZM157 256V255H156ZM159 256V255H158ZM227 256V255H226ZM225 256V257H226ZM242 256V255H241ZM245 256V255H244ZM249 257H250V255H248ZM248 256H245L244 258H246V257H248ZM47 257H50V256H47ZM87 257V256H86ZM132 257H134L135 259H136V257H135V255L134 256H132ZM138 257V259H139V261H140V258H142V257H140L139 258V256H137ZM145 257V256H144ZM248 257V258H249ZM258 257V256H257ZM50 258H54L53 256H51ZM56 258L58 259V261L59 260H61V263H64V259L63 258H61L60 256H56ZM80 258H82V259H78V258H76L75 256H72V264H84V261H82L83 260V257H80ZM90 258V257H89ZM103 258V259H102ZM156 258H158V257H156ZM164 258H165V256H164ZM196 258V257H195ZM242 258V257H241ZM243 258V261H242V263L243 264H245V263H253V259H251V258H249L250 259V261H252V262H247L249 259L248 258H246V259H244ZM260 258H262V257H260ZM46 259V261H47V258H45ZM52 259H51V261L49 260V258H48V260L50 261V262H47L46 264H48V263H51L52 262ZM129 259V258H128ZM127 259V260H128ZM138 259H136V261H138ZM159 259V258H158ZM158 259H156V260H158ZM227 259V258H226ZM238 259H240V258H238ZM257 259H259V258H257ZM256 259V260H257ZM264 259V258H263ZM44 260V259H43ZM43 260L41 261V263L43 264L44 262H45V260H44V262H43ZM133 260V259H132ZM142 260V259H141ZM162 260H163V258H162ZM181 260V259H180ZM244 260H246V262L244 263ZM37 261V260H36ZM92 261V260H91ZM126 261V260H125ZM139 261H138V263H139ZM145 260L143 259V261L142 262H144ZM237 261V260H236ZM3 262H5V261H3ZM93 262V261H92ZM141 262V261H140ZM149 262V261H148ZM151 262V261H150ZM157 262H160V261H157ZM155 263V264H158V263ZM168 262V261H167ZM176 262V261H175ZM239 262V261H238ZM241 262V261H240ZM239 262V263H240ZM258 262V261H257ZM257 262H254L255 264L257 263ZM40 263V262H39ZM38 263V264H39ZM40 263V264H41ZM137 263V264H138ZM147 263V262H146ZM163 263V262H162ZM233 263V262H232ZM236 263V262H235ZM242 263H240V264H242ZM253 263V264H254ZM264 263V262H263ZM262 263V264H263ZM6 264V263H5ZM30 264V263H29ZM66 264H67V262H66ZM106 264V263H105ZM108 264V263H107ZM129 264V263H128ZM140 264V263H139ZM231 264V263H230Z\"/></svg>",
    "mask_w": 264,
    "mask_h": 264
},
{
    "label": "crops",
    "instance_id": "crops-1",
    "mask_svg": "<svg viewBox=\"0 0 264 264\" xmlns=\"http://www.w3.org/2000/svg\"><path fill=\"white\" fill-rule=\"evenodd\" d=\"M4 197L0 186V264L16 263L18 254L17 250L12 248L8 243V232L11 227V202L2 200ZM5 261V262H3Z\"/></svg>",
    "mask_w": 264,
    "mask_h": 264
}]
</instances>
